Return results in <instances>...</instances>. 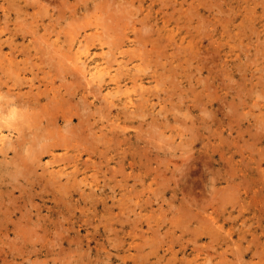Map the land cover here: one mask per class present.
I'll return each instance as SVG.
<instances>
[{
  "label": "rangeland",
  "instance_id": "374dc122",
  "mask_svg": "<svg viewBox=\"0 0 264 264\" xmlns=\"http://www.w3.org/2000/svg\"><path fill=\"white\" fill-rule=\"evenodd\" d=\"M1 1H4V0H0V2ZM25 1L29 2L31 0H29V1L28 0H15L14 1V4L15 5L17 4L18 6L16 5L17 6L16 7L15 5H13V7L15 9L13 10V13L11 16L12 21H10L9 26H5V24H4L6 22L5 18H4L5 14L0 9V12H1L0 17H2L0 19V22H1L0 23V25H1L0 30L1 29L6 30L2 34L3 39H5L9 36L10 30L12 28H17V31H18V35L16 34L14 36L15 43L13 42L14 45L17 46L18 48L17 47H11L9 45L10 42H8V43H5L6 44L5 45V51H12V49L14 48L13 50L14 51L16 50L15 52H17L19 54V58H18L19 60H25L27 57L29 59V56H31V58L29 59V62H28L29 64L38 60L39 62H41L42 66L45 67V70H49V69H50V71L52 70L51 74H52V76L53 75H55V76L48 77L46 80H52V78H55L54 85L52 84V86H54L53 89L57 93H60L59 90L62 89L64 91V94H66L67 92L65 93V91H66L67 87H64V86H65V84H66V86H71L72 85L71 80L74 79V76H75V79H77L79 77V75H80L79 79L80 78L82 79V77H83V73L75 65L76 64L75 62L78 59L77 54H76L77 51H80L81 55L83 56V59H86L87 57H89L90 54H92V56H90V58H88V61H90L93 57H95L97 59L96 63H99L102 61L105 62V61H107V59L111 58L110 56L106 57L107 55H105V54H107V50L108 51H110V50L115 51L116 52L115 55L117 57H119L121 60H124L125 62L127 60L129 61V59H130L129 62L127 61L128 66L124 67V71L122 74L123 76L121 75V77H120V80H121L120 83L122 84L123 87H125V86L131 87V93L132 94H137L140 92V91H134V88H136V87L139 88V86L133 87L134 80H135L134 77L137 76V74H136L137 71L133 67H136V65H138V63L145 64L146 62L151 60L150 63L152 64L153 67L150 68V71H148L147 73L146 72H140V74H142L143 77H146L145 83L147 86H152V85L155 86L158 84L156 81L153 80L152 74H153V72H155L153 69H158L159 72H163L164 68H162V67H163V65H165V62L170 63V64H171V62H173L174 67H176V64L179 65V63L180 64L183 63V65L179 66V67H182L179 72H178V70L177 71L175 70L176 71L175 74H174V69H173L174 77H172L171 75H169V76H171V77H169L168 74H166V73L164 75H162V76H165L166 78L163 77V79H162V80H164L163 81L164 85L162 86L161 90L155 89V90L149 92L148 97H150L151 100L146 105L147 115H143V116L138 115L137 116L135 114H130L131 115L130 116L127 114L128 108L126 107L127 105H125V104L120 103V105H123V106H117L118 108L115 107V109H118V112H122V116H124V120L126 119V121H127L126 124L128 125V127H127L128 130L126 129V132H127L126 135L124 134V132H121L124 129L122 130L121 127L116 126L118 124V122H120V121L115 122V120H114L115 117L113 114H116L118 112L115 111V113H114V111H113V112L107 113V110H105L107 108V107L105 108V103L107 104L106 101H108V100L105 97L106 101H104L103 97L106 96V93H108V91L112 90L115 87V83L113 81H109L108 87L106 85L103 87H102V85H101V87L99 86V91L101 90L100 94H99V91L98 92L94 91V90L98 89V88H96L97 85L94 86L96 89H93V88L90 89L91 87H93V85H89L88 79L83 78V79H85V80L82 79L83 83L81 81H79L80 83H76L77 86H79V87H77L76 84L75 85L73 84L74 86L72 85V88L68 87V88H70V92L72 94L75 92L76 93L73 95L71 94L72 96H68L70 98L68 100L65 99L66 98L65 97L64 98L65 100L63 101L65 105H63L62 107H59L60 109L56 108L58 101H56L55 99H53L54 100L53 101L50 98L51 97L50 94L44 95L43 102H47V100L50 99V100H48V102H50L51 105L49 104V106H48L49 109L47 110L49 112V114H50V112H54V111L56 114H63V113L70 114V112L72 111L74 113L73 117L75 119L72 122L71 127L75 128V131H78L77 129H79V127H81V128L82 127L83 128L88 127L87 129H85V128L84 129L88 130V132L90 133L89 136L87 135L88 137L82 136L80 138V141H83V142L85 141L84 143L86 145L87 144L86 141L90 140L91 135H92L93 137L91 139H93V141L97 144V146H99V147H97L96 152L88 151L89 153L93 154V159L96 160L97 163H94V165L91 167V169H88L89 173L80 172L79 178L80 177L82 178L85 175H88L90 178L93 177V175H95V176L98 175L102 180L104 178H106V180H108V183L105 185L106 190H105L104 194H101L99 196L94 195V194L90 195L89 194L91 192L89 190L90 185L85 184V182H81V184H82L81 187L79 186V184H76L79 187L76 185L73 187V194L72 195H70V193H63L65 191L59 192V191H57L56 187H52V186H50V187L53 190L52 189L48 190L50 187H47V188L44 187L43 181L45 182V181L49 180V178L51 176H50L48 170H45V168H44V170H42V167H43L42 163H45V161L47 160L48 157H46L42 161V163H39L37 166H34V164H33L34 162L32 161L31 158L30 159L27 158V156L29 155V151L31 152V149H30L28 143L30 141L29 144H31V145L33 144L32 142H33V140H35L34 139L35 134H33L32 137L30 136V135H32L33 131L30 132V130H29V129L32 130L31 126H30L31 128L28 129L29 120L26 123L24 122L25 124H23V123L20 124L19 127H21V131L15 128L12 134L15 136L14 137L15 140H17L18 139L17 137L19 135V131H20V134H21V132H23L24 134L23 135L21 134L19 136L21 137V139H20L21 142H22V140L24 142L18 143L17 145H15L16 147L19 146L18 148H16L14 146L11 149H9V151L0 150V210H1L0 211V218H1L0 223L2 224V225L0 224V264H56V263L57 264H65L67 261H70V264H72V262H73V264H77L78 262H79V264H82V263L83 264H97V263L98 264H101V263L102 264H110V263L111 264H136V262H140L138 264H215V263L217 264V261L220 264H222V263L223 264H264V205H263L264 204V201H263V199H264V181H263L264 180V154H263L264 153V129H263L264 128V122L262 123V121H264V112H262V111H264V100H263V98H264L263 97L264 96V81H263L264 80V43H262V42H264V0H186V1H184V0H163L164 3L162 0L161 1L160 0H156V1H154V0H143V1L142 0H134V1L128 0V4H127V0H126V3L123 1H122L123 3H120V2H115L117 0H110V5L112 4V2L114 4H117V5L119 4V7H117V5H115V8L117 7L116 10H118L116 12V16L114 15L113 9L111 8V6L114 8V4H112L111 6L109 4L107 5V3L109 2L108 0L105 1L106 5L108 7L102 6L104 0H101L102 2L100 1V5H98L99 0H96V1L95 0H87L88 2H86V1L84 2V0H68V1L66 0L67 2H65V0H36V2H35L34 0H32L31 2H29L30 5H28V3ZM37 1L39 4H37ZM201 1H204V3ZM69 2H71V3L69 4ZM92 2H95V3L92 4ZM96 2H98V3H96ZM138 3H139V6L137 7L136 5H138ZM41 4H43L42 6L45 9L42 8ZM46 4H47V6L48 5L49 6L47 7ZM92 5L94 6V8ZM97 5L101 6V7L99 8ZM103 5H105V4H103ZM133 5H134V7H133ZM11 6L9 4V7H11ZM21 6H23V8H21ZM61 6L64 7L63 8L64 12L63 11H60V12L62 14L63 13H65V14L56 15L57 12L60 14V12L58 10H59V8H60V10L62 9ZM129 6H130V8H129ZM135 6H136V8L139 9V7H140L141 9L135 10ZM65 7H67V9ZM123 7L127 8V13L125 10L126 8H124L125 13H123ZM97 8H99V10ZM105 8H106V10H103ZM181 8H182V11H181ZM20 9H22V10L20 11ZM46 9L48 11H46ZM72 9H73V12L71 11ZM187 9L190 13L187 11ZM89 10L93 13H91ZM108 10H111V14L113 13L112 15H114L115 18L117 17V21L119 20V21H121V23L124 22L125 24L122 23L124 25L121 26V23L120 22L118 23L116 20H114L115 18H112L113 16L111 14L110 15L112 17L108 16L109 17L108 18L106 16V18H105L106 13L109 15L110 11L108 12ZM116 10H114V11H116ZM41 11H43V13L47 12L48 14H46V13L43 14V13H41ZM138 11H140V12H138ZM159 11H160V15H158ZM166 11H169V12H166ZM119 12H122L121 13L122 15H120ZM136 12H137V14H136ZM90 13H91V15H90ZM97 13L101 16L103 14V16H104L103 19H106V20H109V19L111 20V18H112L113 19L112 22L110 20H109L110 22L104 20V23H103L101 21V20H103L101 17H99V20H98V17H97L98 14ZM149 13H150V15H148ZM172 13L174 14V16L173 17L171 16V18H172L171 21L173 22V23H171V26L178 27L177 23L175 22L176 21L175 18H178V17L183 18V19L180 18L181 21H184V19H189L190 23L192 24L189 27L191 31H190L188 37H189V39L193 38L192 39L193 40L192 45H194V47L190 48V50H192V51L189 50V51H182V52L185 55L189 54L190 57L192 55H195L196 57L193 60H191V62L193 61V63H191V62L188 63V60L185 62H184V60L183 61L181 60L182 62L181 61L180 62H174L175 58L172 57V51L175 50L174 49L175 44L169 45V44L165 43V45H164V42H161V43H163L161 48L163 49L164 47L167 46L166 48H164L163 50L160 48L159 52H155L156 54L153 52L152 56H145V55H148L149 51H151L150 50L151 45L146 46V42H147L148 38L154 39L155 33L152 31L153 30L155 31L157 28H159V24H157L156 22L159 21L160 23H162L159 16H162V15L163 16L164 15L169 16ZM200 13H201V15H200ZM34 14H35V16H34ZM84 14L85 15L88 14L89 16L88 15L85 16ZM130 14H132L133 16ZM190 14H193V15L190 16ZM249 15H252V16L254 15L255 19L251 21L249 19ZM39 16H41V17H39ZM119 16H123V19H121V17H119ZM130 16H131V18H130ZM229 16H231V17L229 18ZM50 17H52V18L50 19ZM61 17H63V18H61ZM72 17H73V19H72ZM198 17L200 19V23H199ZM202 17L204 20L202 19ZM69 18H70V20H69ZM81 18H83V20ZM129 18L130 19L133 18V19L129 20ZM74 19L76 22L80 21V24L82 23V21H83L82 24H84L86 22L84 24L86 26V28L84 25H83L84 27L81 26L82 24L79 25V23H75L76 25L79 26L77 28V26L74 24ZM40 20H41V22H40ZM57 20H59V21H57ZM89 20L91 21V23ZM35 21L37 23L39 22V24H37ZM66 21L71 22V24L69 26H71V28L73 26V29H71L69 26L66 25L68 23V22L66 23ZM99 21H101V22H99ZM113 21H116L115 24H117V23L118 24L115 25ZM105 22H107V23L105 24ZM108 22L111 24L110 26H113V28L112 27L109 28L110 26H109ZM145 22H147L148 24ZM149 22L150 23L152 22V23L150 24ZM89 23L92 25H90ZM98 23H99V25H98ZM52 24L53 25L55 24V25L53 26ZM226 24L228 26H226ZM60 25H61V27H60ZM64 25H66V26H64ZM103 25H105V27ZM238 25H240V28L237 30V27H239ZM249 25H251V26H249ZM52 26L54 28H52ZM74 26H76V27H74ZM119 26H121L120 27L121 30H120V32L119 31L117 32V30H119V28H118ZM139 26H141V29H139ZM2 27H4V28H2ZM80 27H82L81 30H80ZM147 27L152 28V29L146 30ZM68 28H70L71 30H68ZM74 28L76 29V32H78L77 35L75 33ZM108 28L110 31H108ZM136 28L139 29L140 31L142 30V28L144 30H143V32H139V34H138V33H136V31L138 32L139 30H137ZM168 28H169V26H168ZM201 28H203V29L201 30ZM47 29H48V31H47ZM135 29H136V31L134 32ZM196 29H198V30H196ZM32 30H33V32H32ZM36 30H38V31H36ZM73 30H74V32H73ZM104 30H105V32H103ZM112 30L114 31V33L112 35L113 38H111L110 36H108V38H105L108 41L109 40L110 41L108 43H104L103 45H101L100 40H98V39L95 41L92 40L91 42H89V43H91L89 49L88 48L86 49V46L83 45L82 43H78V37H81L82 39H84L85 33L86 34H92L94 32H103V34L106 37V32L108 31V32L112 33ZM145 31H150V32L148 34V32H145ZM224 31L226 33H224ZM66 32H69V33H66ZM238 32H239V35H237ZM6 33H8V34H6ZM40 33H42V34H40ZM57 33H59V34H57ZM70 33H72V34H70ZM117 33H119V34L121 33V34L117 35ZM122 33H124L123 34L124 36L122 35ZM142 33L145 34L146 36L144 37V35H142ZM228 33L231 34L229 36V38L226 36ZM34 34H35V36H34ZM193 34H194V37H193ZM38 35L40 37L37 39L38 40L37 42L43 41L42 43L44 44V45H42V43L40 42L41 44L39 43V47L37 46L38 43L36 44V42H35L36 37H38ZM71 35H72V38L69 37ZM121 35L123 37V39L121 38L123 40L122 42L119 41V38L121 37ZM125 36H126V38H125ZM114 37H115V39H114ZM133 38H135V39H133ZM142 38L146 42L143 41ZM233 38H235V39H233ZM47 39L49 41H47ZM51 39H52V41H50ZM57 39L59 40V42L57 41ZM63 39H66L67 42H64ZM113 39L115 42L111 41ZM210 39L212 41L213 40L214 41L212 42ZM262 39H263V41H262ZM50 42H52V44ZM57 42H58V44L55 45V43H57ZM110 42L111 43L114 42V43L110 44ZM236 42H237V44H236ZM259 42L262 44H260ZM28 44H30V45H28ZM59 44H61V45H59ZM80 44L83 45V47L78 48ZM21 45H23V46H21ZM32 45H33V47H32ZM116 45H119V47H117ZM163 45H164V47H163ZM56 46H63L62 49L59 50L62 52V54H61V52L53 51V50H55ZM70 46H71V48H70ZM109 47H111V48H109ZM146 47H147V49H146ZM209 47H210V50H209ZM64 48L66 49V52H64ZM130 48L132 51H134V53L130 50ZM40 49H44V53H43V50L40 51ZM47 49H48V51H46ZM69 49H71V51L75 53V56H74V53H72L71 51H69V52H71L72 54L67 51ZM86 50H88V51H86ZM240 50L242 53L240 52ZM256 51H258V52H256ZM26 52H27V54H24ZM47 52H49V54ZM86 52H88V53H86ZM174 52H176V51H174ZM215 52H217V53H215ZM56 53L57 54L59 53V54L54 55ZM64 53H65V55H64ZM158 53H161V55ZM197 53H199V54H197ZM245 53L248 56L245 55ZM43 54L45 57L43 56ZM46 54H48V55H46ZM135 54H136V56L134 57ZM167 54H169V55L167 56ZM184 54H182V55H184ZM53 55H54V57H53L54 59L52 58ZM62 55H64V56H62ZM141 55L143 56V58H141ZM46 56L47 57L49 56L48 58L53 59V61L51 59L48 60V58H46ZM217 56H219V57H217ZM104 57H106V58H104ZM151 57H153V59ZM154 57L156 59L158 58L157 59L158 61L154 60ZM249 57H251L252 59ZM254 57L256 60L253 59ZM0 58L2 59V60L0 59L1 60L0 61V78H1V80H0V83H1L0 84V97H1V99L5 100L8 97L7 92H9V90H10V87H9L10 85H13V91L15 90L18 92V91H22V90L23 91L29 90L30 85L27 82V79L24 80V78H25L24 75H23V77H24L23 81L22 80L19 81V77L17 75L15 77V73H13V75H12V73L9 74V72H12V70L10 71L8 68H6V65L3 66L4 71H2L3 70V68H1L2 64L3 63L7 64V61L4 60L2 57H0ZM44 58L47 59L49 62L51 60L53 63L52 64L48 63V61L45 60ZM61 58H63V59L61 60ZM56 60H57V63H56ZM64 60L66 62L69 60V62L66 63V62H64ZM73 60H74V62H72ZM78 60L79 61H77V62L82 61V59H78ZM114 60H115V58L111 60L112 61L111 63H113ZM120 61L115 60L112 68L116 69L119 66L118 63ZM55 63L58 64V66H56V65L54 66L53 64H55ZM161 63H163V65L160 66L159 64H161ZM184 63H185V65H184ZM130 64H131V66H130ZM60 65H63V67H61ZM69 65H71L75 71H72L73 69L68 70ZM49 66H50V68H49ZM93 66H94V64H93ZM93 66L91 64L90 67H93ZM191 67H192V69H191ZM198 67H199V69H198ZM201 67L203 69H201ZM76 68H77V70H76ZM125 68H127V69H125ZM131 68H133V69L131 70ZM7 70H9V71L7 72ZM196 70H198V71H196ZM56 71H58L59 73H57ZM115 72H117V71H115ZM149 72H151V73H149ZM186 72H187V74H186ZM189 72H192L193 74L192 73L190 74ZM60 73H61V75H60ZM77 73H80V74H77ZM188 73H189V75H188ZM73 74H75V75H73ZM76 74L78 76L77 78H76ZM45 75L48 76L50 74L49 73L47 74L46 72L44 73L42 71L40 72V77H43ZM197 75H199V76H197ZM189 76H191V77H189ZM200 76L204 78V79L201 78L202 82L199 81V80H201L199 78ZM262 76H263V78H262ZM137 77L139 78V76H137ZM7 78H9V79H7ZM168 78H171V79L175 78L177 81L176 82L177 84L174 83L175 80L173 81V79L171 81H167V80H169ZM190 78H191V80H190ZM5 79H7L6 80L7 83L5 82L3 84V81H5ZM122 79H126V80H122ZM205 79H206V81H205ZM14 80H15L16 84H15ZM64 81L66 83H63ZM86 81H87V83H86ZM262 81H263V83L260 84V82H262ZM123 82H124V84H123ZM139 82H141V80ZM241 82H242L243 86H241L242 85V84H240ZM62 83L64 85H62ZM69 83H70V85H68ZM208 83H210V84H208ZM228 83H230L231 85H233L235 87L231 86L232 88H230ZM85 84H87V85H85ZM172 84L175 86L181 85L182 88L180 86L179 87L177 86L178 87L177 88L175 86H172ZM58 85H59V88L57 87ZM189 85H193L192 89H194V91L191 90V87ZM209 85H210V87H208ZM49 86H51V84ZM239 86H241V87H239ZM250 86H252V89H250ZM164 87H166L167 92H166V89ZM171 87H172V89H171ZM227 87L229 90H227ZM255 87H258V88L256 89ZM163 88L165 89V91H163L164 90ZM175 88H177L179 90V93H180V94L178 93L179 95L177 93H174V91L175 92L178 91ZM180 88L183 91L180 90ZM209 88H211V89H209ZM237 89H238V91L239 90H241V91L237 92ZM36 90H38V89H36ZM36 90H34V91L36 92ZM172 90H174V91H172ZM252 90H253V92H252ZM90 91H92L94 93L97 92L98 95L96 93L92 94V92H90ZM254 91L257 92V94L260 93V95L259 94L257 95L256 93H254ZM2 92L6 93V94H3ZM215 92H217L216 95H214ZM154 93H156V95H154ZM157 93H159L161 95V98H160V95ZM195 93L196 94L198 93L199 95L198 94L196 95ZM225 93H228V94H225ZM237 93L240 94L243 99L240 98L239 97L240 95L238 96ZM261 93L263 94V96H261L262 95ZM2 94H3V96L4 95L5 96L2 97ZM200 94H201V97H200ZM209 94H210V96H209ZM211 95H214L215 97L211 96ZM168 96H170V97H168ZM177 96H178V99H177ZM232 96H233V98H232ZM259 96L262 98L258 99ZM81 97H82V99H80ZM163 97H166V98L164 99ZM210 97L211 98L214 97V99H211ZM222 97H224V98H222ZM83 98H85L86 101ZM181 98H183V99H181ZM194 98H196V99L194 100ZM200 99L203 102H200L199 101ZM255 99H257V100H255ZM73 101L76 103L78 102L77 105H76V103L74 104ZM89 101H90L89 105H88V103H85V102H89ZM100 101L102 103L101 106L99 105ZM173 101L175 103L176 102H179V103L183 102V103H182V105L181 104L179 105L178 103H176V105H177L176 106L173 103ZM54 102L56 103V105ZM238 102L241 103L240 106H239L240 103H238ZM252 102L254 103V105ZM82 103L83 104L85 103L86 105L84 106ZM73 104L76 105V107H74V106H73V108L70 107ZM66 105L71 110H69V108ZM82 105L84 107H86L85 108L86 110L81 109V107L84 108ZM50 106H53L54 108L53 107L51 108ZM77 106H78V108L79 107L80 108L77 109ZM186 106H188V108ZM103 107H104V109H103ZM75 108H76V112H75ZM88 108H89V110H88ZM98 109H100V110H98ZM124 109H126V112L124 111ZM171 109L172 110L174 109V110L172 111ZM187 109L189 110L188 112H187ZM78 110L80 111V113ZM81 111H83V112L85 111V113L87 111H89V113H87V114H89V115H87L89 117H87V119H86V117L84 118V115H86V114H83V112H81ZM174 111H175V114L173 113ZM258 111H260V112H258ZM92 112H94V114ZM156 112H158V113H156ZM206 112H208V113H206ZM246 112H248V114ZM77 113L79 116L76 115ZM125 113H126V115H125ZM148 113H149V115H148ZM210 113H211V115H210ZM237 113L240 114L239 115L240 119L238 118L239 116H237L238 115ZM243 113H246V115H243ZM101 114L103 115V118H102ZM177 114H178V116H177ZM235 114H236L237 118H236ZM174 115H175V117H174ZM212 115H213V117H212ZM254 115H256V117H254ZM49 116H51V115H49ZM164 116H165V118H164ZM107 117H109V118H107ZM141 117H144V119ZM179 117H180V119H179ZM82 118L84 119L83 122H82V120H83ZM153 118L155 119L156 123H154ZM232 118H234L235 120H233ZM254 118H256V119H254ZM174 119H176V121ZM206 119H207V121H206ZM261 119H263V120H261ZM92 120H94V121H92ZM107 120H109V121H107ZM177 120H180V121H177ZM260 120H261V122H260ZM147 121H150L152 123V125L150 124V122L147 123ZM193 121H194L195 125H193V123H191ZM226 121H228L230 123L228 124V123H226ZM237 121H239V122H237ZM257 121H259V123H257ZM79 122H80V124H79ZM247 122H248V124H247ZM139 123H141V124H139ZM166 123H167V125H166ZM182 123H185V124L182 125ZM82 124H83V126H82ZM89 124H90V126H89ZM138 124L141 127L138 130H135L136 128H138V126H139ZM148 124H150V126L155 125V126H153L155 128V130L153 131V129H151L152 127L149 128ZM258 124H259V126H258ZM24 125L25 126L27 125L28 127L26 126L27 128L25 129V127H23ZM59 125L65 129L64 126L66 125V122H60ZM86 125H87V127H86ZM228 125L230 126V129H229ZM115 127L117 129H115ZM188 127L190 129H187ZM231 127H233V128H231ZM100 129H101V131H100ZM109 129L112 131H110ZM147 129L148 130L151 129L149 131H152V133L147 132ZM102 130H104V131H102ZM196 130H197V132H196ZM118 131H119V133H122L121 137L119 139L120 141H118L117 137H114V135H112V132L117 133ZM7 132L9 133V131H7ZM103 132H108L109 136L112 137L114 142L112 141V139H111L112 142H110V143H108V142H106V140H104V145H103V142H102L103 139H102V141L98 139V136ZM136 132H138V133L140 132L139 133L140 136ZM243 132H244V134H243ZM251 132H252V135H251ZM28 133H30V135ZM119 133H117V134H119ZM154 133L158 137L149 135V134L155 135ZM162 133H164L166 136L163 135L164 136L163 137ZM179 133H180V136H179ZM134 134L138 135L139 137L134 135ZM143 134L145 135V137H144L145 140L142 139V137L144 136ZM182 134H183V136H182ZM186 135L188 136V139H187ZM27 136H30V137L27 138ZM95 136H96V138H95ZM167 136H169V139ZM225 136H227V137H225ZM124 137H125V139H124ZM126 137H128V138L126 139ZM85 138H88V139H85ZM153 138H155V139H153ZM163 138H165V140H163ZM225 138H226V140H225ZM30 139H32V141ZM94 139H97V140H94ZM146 139H148L149 141ZM255 140H256V142H254ZM121 141L123 142V144H121ZM98 142H100V143H98ZM151 142H152V144H150ZM167 142H169V143H167ZM178 142L180 145L178 144ZM154 143L155 144L157 143V145L159 144L158 147H157V145L155 147ZM22 144H24V146H22ZM184 144H186V145L184 146ZM129 145H130V147H129ZM192 145H194L195 147L191 148ZM187 146H189V147H187ZM144 147H145V150L143 149ZM173 147H174V149H173ZM178 147H179V149H178ZM14 148L16 150H15V154L13 155ZM163 148H165L166 150L168 149V151H165V149L163 150ZM23 149L25 151H23ZM27 149H30V150H27ZM175 149H176V151H175ZM213 149H218V151H217L218 155L220 153L219 151L225 152V155L223 156V158L221 160L215 159L212 157ZM18 150H20L19 154H18ZM26 150H27V152H26ZM169 150H170V152H169ZM34 151H36V150H34ZM133 151H135V152H133ZM258 151H261V152H259L260 155L258 154ZM179 152L182 156L179 155ZM184 153L186 156L188 155V157H186V160H185V156H183ZM190 153H191V155H190ZM84 154L88 155L87 151L84 152ZM241 154H242V156H241ZM189 155H190V157L192 156L191 159L193 158L192 160L189 159L190 161L187 160L189 158ZM199 155H201V156H199ZM21 156H23V158H21ZM202 156H208V157L206 158V157H202ZM11 157L14 158L13 160L15 161V163L11 159ZM148 157H150L152 160ZM161 157H162V159H161ZM201 157H202V159H201ZM145 158L147 160H145ZM165 158L167 159L166 161L163 160ZM224 158H226V159H224ZM26 159L30 163V164H28V166L31 169L28 167V169L30 171L27 170L25 172L22 169H25L24 167H25L26 163L24 164V161ZM107 159H108V161H107ZM120 159H121V161L119 162ZM3 160H4V162H3ZM10 160L13 163L12 165L10 164L11 163ZM133 160L141 161L142 163L137 164V162H136V165L138 167L136 169H133L130 166V162ZM184 160L187 161L186 165H185ZM19 161H20V163H19ZM106 161H107V163H106ZM159 161H163L161 163L166 162V164H161V163H159ZM223 161H225L224 162L225 164H223ZM244 161L245 162L247 161V163H244ZM189 162H190V164L192 162V166L189 164ZM193 162H194V164H193ZM258 162H259V164H261L260 166H259ZM100 163H101V165H100ZM144 163L146 166L144 165ZM187 163H188L189 167L187 166ZM226 163L229 166H226ZM15 164H16V166H15ZM19 164L21 165V167L18 166ZM95 164L97 165V168L94 167V166H96ZM159 164H160L162 172L157 175V170H155L154 167H156V166L159 167ZM180 166L182 169L179 168ZM185 166H187V167H185ZM225 166L228 167V170ZM14 167L16 169H14ZM116 168H117V170H116ZM167 168L169 170H167ZM242 168L246 169L248 171L247 172L248 174H249V172H251L250 175L249 176L244 175L245 173L243 171H241ZM18 169L21 172L24 171L25 174H23L24 172H22V174H21V172ZM110 169H111V171H109ZM183 169H184V171H183ZM232 169H234V170L236 169V172ZM34 171H37L39 174H37V172H35V174H34ZM95 171L97 172L96 174H94ZM180 171H181V173H179ZM16 172H17V174L19 173L21 175L17 176ZM165 172H166V174H164ZM238 172H239V174H238ZM40 173L43 175V177L40 175ZM182 173L184 174V176ZM214 173H216L215 174L216 176L214 175ZM252 173H254V174H252ZM239 175H241V176H239ZM134 176H136V177H134ZM139 176H140V178H139ZM152 176L153 177L158 176V181H160L159 182L160 185L158 183V184H154V185L150 186V184L155 181ZM161 176H163L164 178ZM225 176L229 177L230 181H226ZM112 177H114V178H112ZM168 177H169V180H168ZM213 177L215 179H212ZM13 178L15 181L13 180ZM38 178H41V179L39 180ZM239 178H240V180H239ZM244 179H245V181L247 180L246 183L244 182ZM26 180H28V182L31 180L32 181L28 183ZM164 180H166V182H164ZM8 181H10V182H8ZM19 181L21 183H19ZM143 181H144V183H143ZM161 181H162V183L164 182L163 184L165 186L162 185ZM241 181H243L244 183ZM33 182H35V183H33ZM116 182L124 184V186L120 189L118 187V185H116ZM42 183H43V185H41ZM102 184H104V181ZM228 185H232L233 189L235 188V191L232 188H230ZM245 185H246V187H245ZM114 186H115V188H114ZM212 186H213V188H211ZM223 186H224V188H222ZM226 186H228L229 189ZM158 187H159V189H157ZM62 188H63L62 190H65L64 187H62ZM236 188H238V191ZM39 189H42L43 191L40 192L41 190H39ZM84 189H86V190H84ZM134 189H135V192L139 193V195L136 193L134 194ZM211 189H214V190L210 191ZM128 190H130V191H128ZM140 190H142V191H140ZM154 190H155V192H154ZM156 190H158L157 193H156ZM227 190H228V192H227ZM230 190H233V192H230ZM260 190L262 193L260 192ZM79 191H80V193H79ZM28 193H30V195ZM122 193H124L125 195H123ZM140 193H141V195H140ZM158 193L160 196L158 195ZM190 193H191V195H189ZM229 193L230 194L232 193L233 196H235L234 197L235 199L233 198V196H230ZM114 194L116 195V197ZM210 195H212V196L209 198ZM252 195L254 196V198L252 197ZM161 196H163L164 198ZM223 196H225V197H223ZM229 196L231 198H229ZM121 197H123V201H122V204L119 205L118 198H121ZM192 198H194V200L197 201L198 204L195 201H193ZM223 198H225V200ZM258 198H259V200H258ZM148 200H150L149 203L147 202ZM114 201L116 203H114ZM208 201H210L209 203H211V204H209ZM69 202L72 204H70ZM170 202H172V203H170ZM16 203H18V204H16ZM58 203H60V204H58ZM84 203H85V205H84ZM128 203H130V204H128ZM136 203H138L139 205L137 204V206H136L135 205ZM170 204H171V206H169ZM221 204L223 205V207ZM73 205H74V208L77 210H75L73 208ZM123 205H126L124 207L125 211L123 210L121 212V213L124 212V214L122 215L120 213V216H119V215H117V213L120 211V207H123ZM219 205H220V207H219ZM129 206H131V208ZM215 206L219 208L218 212H215V214H217L218 218H221L219 224H222L224 226L223 228L217 229L215 227L213 229L212 225H210V223H206V221L204 220V218L207 216V214L214 210ZM240 206H241V208H240ZM127 207L129 208L128 210H127ZM182 207H185L186 209L182 208ZM133 208H135V209L133 210ZM188 208H190V209H188ZM221 208H223V209H221ZM174 209H176V211H173ZM182 210L184 212L183 214H181ZM188 210H190L191 214L193 212H194V214L191 215V214H189L190 212L187 214ZM80 211H81V214H80ZM129 211H131V212H129ZM196 211H197V213H196ZM239 211H241L240 212L241 214L239 213ZM172 212H174V214L176 213V216H174V214ZM22 213H24V215H22ZM9 214L11 216H9ZM171 214H172V216H171ZM196 214H197V216H196ZM64 215H66L67 217ZM126 215H128L130 218ZM152 215H153V217H152ZM18 216H21L23 218L21 219V217H20V220L18 221ZM102 216H103V218H102ZM123 217L126 218L125 219L126 221H124V222H123V220H124ZM166 217H168V218H166ZM175 217H177L178 219L177 218L175 219ZM197 217H199L200 220ZM86 218L89 220H86ZM137 218H138V222L136 220ZM147 218L150 220L147 221L148 220ZM170 218H171V220H170ZM185 218L187 220H185ZM195 218H197V219H195ZM179 219L181 221H183V223ZM30 220L31 221L33 220V221L31 222ZM112 220H113V222H111ZM121 220H122V223H121ZM133 220L136 221L137 225H136V223L133 224L134 223ZM171 221H172V223L173 222L174 223L170 225ZM176 221L177 222L180 221V222H178L179 224L181 223L180 226H178V223ZM187 221H188V224L186 223ZM175 222H176V225L178 227L181 228L183 226L182 229H184V228L185 229L181 230L179 228H176ZM184 223H186V225L188 227L185 226ZM38 224H40V225H38ZM160 224H162V225H160ZM205 224L207 226H205ZM157 225H160V228ZM33 226H34V229H33ZM149 226H150V228H149ZM29 227H31V228L29 229ZM75 227L78 228L79 230L75 229ZM134 227H136V228H134ZM152 227H153V231H152ZM157 227L159 228V231L161 234L159 233V237L156 238L155 235H158L156 232L158 230ZM166 227H167V229H166ZM191 227H193L195 229V231H197V233L194 232V229L192 230L193 232L188 231L189 229L190 230L192 229ZM202 227H203V229H202ZM70 228L71 229L73 228V229L71 230ZM154 228H156V230ZM187 228H189V229H187ZM108 229H109V231H108ZM111 229H113V230L115 229V232L111 231ZM52 230H54V231H52ZM56 230L58 232H56ZM66 230H68V231H66ZM24 231H27L29 234L27 232H24ZM44 231H46V232H44ZM183 231H184V233H183ZM37 232L39 234H37ZM52 232H54V233H52ZM59 232H61L62 234L65 232V234L60 235L61 233H59ZM40 233H42V235H41L42 239L41 240H39L41 237L38 236V235H40ZM231 233H232V235H231ZM54 234H56V235H54ZM172 234L175 236H173ZM177 234H179L181 237H178L179 235L177 236ZM72 235L75 237H73ZM94 235L97 236V239L93 238ZM114 235H115V237H114ZM160 235H162V236H160ZM212 235L213 236L215 235L216 237L214 236L215 238H213ZM34 236H35V238H34ZM56 236H59V238L57 237V239H56L55 238ZM86 236L88 238L89 237L92 238V240H93L91 242L92 243L91 248H89V243L86 240L87 239ZM51 238L52 239L54 238L53 239L54 241L53 240L51 241L50 240ZM69 238H70V240H68ZM154 238H156V240ZM160 238H163L162 239L163 241L160 240L161 243L158 241V239H160ZM173 238H174V240H173ZM208 238L209 239L211 238V240H209ZM71 239H72V242H71ZM118 239H119V244H117ZM153 239L155 240L154 242L157 241L156 243L153 244L154 248H152ZM170 239L172 240V242H170ZM188 239H189V241H188ZM31 240L33 243L36 240L35 244L31 243L30 242ZM114 240H116L117 242H115ZM122 240H123V242H122ZM133 240L135 241L134 246L131 249H129V247H130L129 243L132 242ZM58 241L61 243L60 244L54 243V242L58 243ZM73 241H75V242H73ZM76 241H77V243H76ZM239 241H240V243H239ZM47 242H49V243H47ZM149 242L151 244L145 245V246L142 245L145 243L148 244ZM196 242H197V244H196ZM250 242L251 243L254 242V243L251 244ZM110 243H112V245ZM123 243L127 244V246H126L125 250L120 252V254L128 257V259L131 260L132 262L124 263V261L119 256V248H122L121 244H123ZM140 243H141V245H140ZM53 244H55V245H53ZM138 244L140 246L137 249L136 246ZM155 244H156V247H155ZM157 244H159V245H157ZM242 244L244 245L243 247H242ZM208 245H210V246L208 247ZM59 246L61 249L64 250L63 252L61 249H59ZM93 246H94V248H93ZM157 246H158V248H157ZM240 246H241V248H240ZM81 247H83V248H81ZM95 247L97 248V250ZM134 247H136V248H134ZM140 247L141 248L144 247V248L141 249ZM86 248L90 250V252H89V250H87L88 253H90L89 257L87 256L88 254L86 253L87 252ZM238 248H239V251H237ZM74 249H75V251H73ZM148 249H150L152 252L149 251ZM155 249H157L158 251L157 250L155 251ZM233 249H234V251H232ZM256 249H257V251H256ZM12 250H14L15 252H13ZM59 250H61V251H59ZM76 250H78V251L80 250L78 252V254L75 253V252H77ZM81 250L84 254L81 253ZM95 250H96V252H95ZM138 250L141 253L140 255H138L139 254ZM51 251H53V252H51ZM66 251H68V252H66ZM217 251L219 252V254L217 253ZM253 251L255 253L258 252V254L253 253ZM64 252H66V253H64ZM69 252L72 254L71 256H70ZM142 252L148 253V254H146V257H144L145 254L143 256H141ZM149 252H151L152 254H150ZM222 252L224 254H222ZM67 253L69 255H67ZM57 254H59V255L57 256ZM62 254L65 255L64 260H63V257L60 256ZM92 254H93V256H92ZM55 255L58 257V259H57V257H55ZM77 255H79V256H77ZM109 255L111 258H107V257H109ZM73 256L74 257L77 256V257L74 258ZM221 256H223V257L221 258ZM54 258H55V260H54ZM61 258H62V260H59ZM92 258H94L95 260ZM144 258H146V260ZM223 258L226 262L223 260ZM168 259H170V260H168ZM184 259H186V260H184ZM52 260H54V261H52ZM56 260H57V262H56ZM83 261H86V263ZM143 261H144V263H143Z\"/></svg>",
  "mask_w": 264,
  "mask_h": 264
},
{
  "label": "bare ground",
  "instance_id": "6f19581e",
  "mask_svg": "<svg viewBox=\"0 0 264 264\" xmlns=\"http://www.w3.org/2000/svg\"><path fill=\"white\" fill-rule=\"evenodd\" d=\"M13 1V2H12ZM14 1L15 0H4V1H1L0 2V9L2 10V12L5 14L4 15V18H5V26H9V24H10V21H12V18H11V16H12V13H13V10L15 9L14 7H13V5H15L14 4ZM29 1V0H28ZM32 1V0H31ZM31 1H29V2H31ZM35 2H36V0H34ZM68 1V0H67ZM66 0H65V2H67ZM88 2L87 0H84V2ZM96 1V0H95ZM100 1L101 0H99V3L98 2H96V3H98V5H100ZM106 0H104L103 1V4H105V5H103L102 3V6H104V7H106L108 4L110 5V0H108L109 2L107 3V5H106V2H105ZM125 2L126 3V0H117V1H115V2H120V3H123V2ZM132 1V0H131ZM130 1V2H131ZM134 1V0H133ZM143 1V0H142ZM154 1H156V0H154ZM161 1V0H160ZM163 1V0H162ZM184 1H186V0H184ZM25 2H27V1H25ZM29 2H27L28 3V5H30V3ZM53 2V1H52ZM80 2V1H79ZM78 2V3H79ZM102 2V1H101ZM129 2V3H130ZM199 2V1H198ZM201 2H203L204 3V1H201ZM71 2H69V4H70ZM93 3H95V2H92V4ZM162 3V2H161ZM163 3H164V1H163ZM174 3V2H173ZM202 3V4H203ZM8 4V5H7ZM9 4H10V6L11 7H9ZM32 4V3H31ZM37 4H39L38 3V1H37ZM36 4V5H37ZM51 4V3H50ZM67 4V3H66ZM73 4V3H72ZM85 4V3H84ZM88 4V3H87ZM112 4H114L113 2H112ZM111 4V5H112ZM127 4H128V0H127ZM182 4V3H181ZM191 4V3H190ZM206 4V3H205ZM17 5V4H16ZM15 5V6H16ZM33 5V4H32ZM43 4H41V6H42ZM96 5V4H95ZM97 5V6H98ZM110 5V6H111ZM115 5H117V4H114V8L111 6V8L113 9V13H114V15L116 16V12L118 11V10H116V8L117 7H119V4L117 5V7L115 8ZM132 5V4H131ZM175 5V4H174ZM18 6V5H17ZM16 6V7H17ZM46 6H47V4H46ZM49 6V5H48ZM47 6V7H48ZM64 6V5H63ZM69 6V5H68ZM67 6V7H68ZM93 6V5H92ZM121 6V5H120ZM137 7L139 6V3H138V5H136ZM136 6H135V10H137L138 8H136ZM166 6V5H165ZM190 6V5H189ZM195 6V5H194ZM45 7V6H44ZM67 7H65L66 9H67ZM99 8L101 7V6H98ZM108 7V6H107ZM133 7H134V5H133ZM244 7V6H243ZM21 8H23V6H21ZM42 8H43V6H42ZM56 8V7H55ZM61 10H60V8H59V12L60 11H63V8L64 7H62L61 6ZM69 8V7H68ZM73 8V7H72ZM93 8H94V6H93ZM99 8H97L98 10H99ZM103 8V7H102ZM101 8V9H102ZM121 8V7H120ZM124 8H126V7H123V13H125V10H126V13H127V8L124 10ZM129 8H130V6H129ZM132 8V7H131ZM43 9H45V8H43ZM122 9V8H121ZM139 9H141L140 7H139ZM138 9V10H139ZM174 9V8H173ZM193 9V8H192ZM22 9H20V11H21ZM88 10V9H87ZM103 10H106V8L105 9H103ZM102 10V11H103ZM114 10H116V11H114ZM178 10V9H177ZM194 10V9H193ZM19 11V12H20ZM24 11V10H23ZM22 11V12H23ZM26 11V10H25ZM29 11V10H28ZM37 11V10H36ZM45 11V10H44ZM46 11H48L47 9H46ZM56 11V10H55ZM72 12H73V9L71 10ZM90 11V10H89ZM110 11V12H109ZM120 11V10H119ZM133 11V10H132ZM131 11V12H132ZM165 11V10H164ZM175 11V10H174ZM181 11H182V8H181ZM180 11V12H181ZM187 11H188V9H187ZM254 11V10H253ZM38 12V11H37ZM64 12V11H63ZM91 12V11H90ZM104 12V11H103ZM102 12V13H103ZM108 12H109V15L107 14H105V18H106V16L108 17V16H111L112 14H111V10H108ZM138 12H140V11H138ZM163 12V11H162ZM166 12H169V11H166ZM189 12V11H188ZM195 12V11H194ZM27 13V12H26ZM41 13H43V11H41ZM46 14H48L47 12H45ZM45 13H43V14H45ZM53 13V12H52ZM58 13V12H57ZM56 13V15H63V14H65V13H61L60 12V14L58 13L57 14ZM91 13H93V12H91ZM91 13H90V15H91ZM105 13V12H104ZM122 12H119V14L120 15H122L121 14ZM164 13V12H163ZM190 13V12H189ZM202 13V12H201ZM201 13H200V15H201ZM225 13V12H224ZM0 14H1V12H0ZM18 14V13H17ZM28 14V13H27ZM89 14V13H88ZM88 14H84L85 16H87ZM98 14V13H97ZM111 14V15H110ZM136 14H137V12H136ZM186 14V13H185ZM38 15V14H37ZM41 15V14H40ZM114 15H112L111 17L112 18H115L114 17ZM125 15V14H124ZM123 15V16H124ZM130 15H132V14H130ZM146 15V14H145ZM148 15H150V13L148 14ZM152 15V14H151ZM158 15H160V11L158 12ZM191 15H193V14H190V16ZM235 15V14H234ZM29 16V15H28ZM34 16H35V14H34ZM47 16V15H46ZM69 16V15H68ZM89 16V15H88ZM102 16H103V14H102ZM101 15H97V17H98V20H99V17H101L102 19L104 18V16L102 17ZM118 16V15H117ZM123 16H119V17H121V19H123ZM133 16V15H132ZM171 16L173 17L174 16V14L172 13V14H170L169 16L168 15H162V16H159V18L161 19V21H162V23H160L159 21L158 22H156L157 24H159V28H157L155 31L153 30H151L152 32H154L155 34H154V39H149L148 38V40H147V42L145 41V40H143V38H142V40L143 41H145L146 42V46H149V45H151V48H150V50L151 51H149L148 52V55H145V56H152V53L154 52H159V50H160V48L162 47V44L163 43H161V42H164V45H165V43H167V44H169V45H171V44H175V47H174V51H176V52H174V51H172V57H174L175 59H174V62H180L181 60L183 61L184 60V62L185 61H187L188 60V63H190L191 62V60H193L196 56L195 55H192L191 57L189 56V54H184L182 51H189L190 50V48H193L194 47V45H192L193 44V38H190L189 39V33H190V26L192 25L191 23H190V21H189V19H184V21H181V19H183L182 17H178V18H175L176 19V23H177V25H178V27H175V26H171V23H173L171 20H172V18H171ZM196 16V15H195ZM204 16V15H203ZM21 17V16H20ZM19 17V18H20ZM33 17V16H32ZM39 17H41V16H39ZM38 17V18H39ZM144 17V16H143ZM193 17V16H192ZM220 17V16H219ZM231 16H229V18H230ZM2 17H0V19H1ZM22 18V17H21ZM25 18V17H24ZM34 18V17H33ZM52 17H50V19H51ZM61 18H63V17H61ZM60 18V19H61ZM109 18V17H108ZM107 18V19H108ZM111 18V22H112V19ZM130 18H131V16H130ZM129 18V20H132V19H130ZM145 18V17H144ZM23 19V18H22ZM72 19H73V17H72ZM71 19V20H72ZM82 20H83V18H81ZM80 19V20H81ZM93 19V18H92ZM198 19H199V17H198ZM202 19H203V17H202ZM235 19V18H234ZM243 19V18H242ZM249 19L252 21V20H254L255 19V16L253 15H249ZM66 20V19H65ZM69 20H70V18H69ZM68 20V21H69ZM79 20V19H78ZM97 20V21H98ZM101 20V19H100ZM104 20H106V19H103V20H101L103 23H104ZM109 20H106V21H109ZM114 20H116L117 21V17L114 19ZM204 20V19H203ZM228 20V19H227ZM25 21V20H24ZM57 21H59V20H57ZM68 21H66V23L68 22ZM85 21V20H84ZM90 21V20H89ZM101 21H99V22H101ZM109 21V22H110ZM116 21H113L114 22V24L116 23ZM126 21V20H125ZM146 21V20H145ZM212 21V20H211ZM232 21V20H231ZM19 22V21H18ZM27 22V21H26ZM36 22V21H35ZM40 22H41V20H40ZM108 22V24H109V26L111 25L110 23ZM118 23L120 22L121 23V21H117ZM131 22V21H130ZM204 22V21H203ZM233 22V21H232ZM249 22V21H248ZM1 23V22H0ZM29 23V22H28ZM37 23V22H36ZM65 23V24H66ZM73 23V22H72ZM75 23H79V25H81L82 23H83V21H82V23L80 24V21L79 22H76L75 21V19H74V24ZM86 23V22H85ZM84 23V24H85ZM90 23H91V21H90ZM89 23V24H90ZM107 22H105V24H106ZM117 23V24H118ZM122 23H124V22H122ZM121 23V26L122 25H124V24H122ZM132 23V22H131ZM145 23H147V22H145ZM150 23V22H149ZM152 23V22H151ZM150 23V24H151ZM199 23H200V19H199ZM217 23V22H216ZM234 23V22H233ZM37 24H39V22L37 23ZM63 24V23H62ZM71 24V22H68L66 25L67 26H69ZM84 24H82L81 26H83ZM88 24V25H89ZM117 24H115V25H117ZM148 24V23H147ZM229 24V23H228ZM23 25V24H22ZM53 25V24H52ZM55 25V24H54ZM53 25V26H54ZM66 25H64V26H66ZM73 25V24H72ZM76 25V24H75ZM90 25H92V24H90ZM98 25H99V23H98ZM114 25V26H115ZM131 25V24H130ZM129 25V26H130ZM224 25V24H223ZM1 26V25H0ZM52 26V28H54ZM63 26V25H62ZM77 26V28L79 27L78 25H76ZM76 26H74V27H76ZM85 26V25H84ZM83 26V27H84ZM104 27H105V25H103ZM121 26H119L118 28H119V30H117V32L119 31L120 32V27ZM128 26V25H127ZM126 26V27H127ZM152 26V25H151ZM168 26H169V28H168ZM196 26V25H195ZM212 26V25H211ZM214 26V25H213ZM226 26H228L227 24H226ZM239 27H237V30L240 28V25H238ZM249 26H251V25H249ZM248 26V27H249ZM29 27V26H28ZM37 27V26H36ZM60 27H61V25H60ZM70 28H71V26H69ZM108 27V26H107ZM113 28V26H110L109 28ZM137 27V26H136ZM2 28H4V27H2ZM11 28V27H10ZM32 28V27H31ZM51 28V27H50ZM63 28V27H62ZM61 28V29H62ZM70 28H68V30H71V29H73V26H72V28L70 29ZM81 28L82 27H80V30H81ZM85 28H86V26H85ZM109 28H108V31H110L109 30ZM123 28V27H122ZM138 28V27H137ZM136 28V29H137ZM149 27H147V29L146 30H150V29H152V28H149ZM215 28V27H214ZM19 29V28H18ZM59 29V28H58ZM75 29V28H74ZM84 29V28H83ZM102 29V28H101ZM107 29V28H106ZM115 29V28H114ZM136 29L134 30V32L136 31ZM139 29H141V26H139ZM139 29H137V30H139ZM154 29V28H153ZM203 28H201V30H202ZM229 29V28H228ZM8 30V29H7ZM26 30V29H25ZM67 30V29H66ZM126 30V29H125ZM143 28H142V30L140 31H136V33H138L139 34V32H143ZM196 30H198V29H196ZM226 30V29H225ZM232 30V29H231ZM253 30V29H252ZM6 30L5 29H1L0 30V57H2L4 60H6L7 61V64H2V66H1V68H3V66H5L6 65V68H8L10 71L12 70V72H9V74H11L12 73V75H13V73H15V77H16V75L19 77V81L20 80H22L23 81V78H24V80L25 79H27V82L29 83V87H30V89L29 90H27V91H13V85H10L9 87H10V90H9V92H7L8 93V97L5 99V100H2L1 99V97H0V150H2V151H9V149H11L12 147H14L15 145H17L18 143H22V142H24L23 140H22V142H21V137L19 136V135H23L24 133L23 132H21V134H20V131H21V127H19V125L20 124H25L26 122H28V120H29V127H28V129L29 128H31L32 127V130L31 129H29L30 130V132H32L33 131V133H32V135H30V133H28L31 137L33 136V134H35V140H33V144L31 145V144H29L30 143V141H29V143H28V145H29V147H30V149H31V152L29 151V155L27 156V158L28 159H32V161L34 162L33 164H34V166H37L39 163H42V161L46 158V157H48L47 158V160L45 161V163H42V165H43V167H42V170H44V168H45V170H48L49 171V174H50V178H49V180H47V181H43V183H44V187H50V186H52V187H56V189H57V191H65V192H63V193H70V195H72L73 194V187L76 185V184H79V186L81 187L82 186V184H81V182H85V184H87V185H90V188H89V190L91 191L89 194L91 195V194H94V195H101V194H104V192H105V185L108 183V180H106V178H104L103 180L97 175V176H95V175H93V177H89L88 175H85L84 177H80L79 178V175H80V172H82V173H89V171H88V169H91V167L94 165V163H97L96 162V160H94L93 159V154L92 153H89L88 151H94V152H96V150H97V147H99V146H97V144L93 141V139H91L93 136L91 135V138H90V140H87L86 142H87V144L85 145V141L83 142V141H80V138L82 137V136H85V137H88L89 135H90V133L88 132V130H85V129H87L88 127H87V125H86V127L87 128H81V127H79V129H77L78 131H75V128H73V127H71V124H72V122L74 121V117H73V115H74V113L71 111L70 112V114H66V113H63V114H56L55 113V111L54 112H50V114H49V112L47 111L48 109H49V104H50V102H48V100H50V99H48L47 100V102H43V100H44V95H47V94H50L51 95V99L53 100V99H55L56 101H58L57 102V105H56V103H55V105H56V108H59V107H62L63 105H65L64 104V100L65 99H70L68 96H72L73 94H75V93H71L70 92V88H72V85L74 84H76V83H80L79 81H81L82 82V79L83 78H87L88 79V84L89 85H93V87H91L90 89H96V88H98L97 90H94V91H99V86L101 87V85H102V87L103 86H107L108 87V85H109V81H113L114 83H115V87L112 89V90H110V91H108V93H106V96H104L103 98H104V101H106V99L108 100V101H106L107 102V104L105 103V110H107V113L109 112H113L114 111V113H115V111L116 112H118V109H115V107H117V106H123V105H120V103L121 104H125V105H127L126 107L128 108V111H127V114L128 115H130V114H135V115H141V116H143V115H147V108H146V105L148 104V102L151 100L150 99V97H148V94H149V92L150 91H153V90H155V89H157V90H161L162 89V86L164 85L163 84V81L164 80H162L163 79V77H165V76H162V75H164L165 73L166 74H168V76L169 75H171L172 77H174V75H173V69H174V74L176 73V71L178 70V72L180 71V69L182 68V67H179L180 65H183V63H179V65H177L176 64V67H174V64H173V62H171V64L170 63H166L165 62V65H163V63H161V64H159L160 66L161 65H163V67L162 68H164V71L163 72H159V70L158 69H153L155 72H153V74H152V76H153V80L154 81H156L157 83V85H155V86H153L152 84V86H147L146 85V83H145V79H146V77H143L142 76V74H140V72H148V71H150V68L151 67H153L152 66V64L150 63L151 62V60H149L148 62H146L145 64H143V63H138V65H136V67H133V68H135V70L137 71L136 72V74H137V76H139V78L136 76V77H134L135 78V80H134V85H133V87H136V86H139V88L138 87H136V88H134V91H140L139 93H137V94H132L131 93V87H129V86H125V87H123L122 86V84L120 83L121 82V80H120V77H121V75L123 74V71H124V67H127L128 66V62L130 61V59H129V61L127 62H125L124 60H121L119 57H117L115 54H116V52L115 51H113V50H110V51H108L107 50V54H105V55H107L106 57H108V56H110L111 58L110 59H107V61H102V62H99V63H96L97 61V59L95 58V57H93L90 61H88V58H90V56H92V54H90L89 55V57H87L86 59H83V56L81 55V53H80V51H77L76 52V54H77V57H78V59H82V61H80V62H77V61H79L78 59H77V61L75 62L76 64V66H77V68L83 73V77H82V79L80 80L79 79V77H80V75H79V77L77 76V74H80V73H77L76 74V78L77 79H75V76H74V79L73 80H71V82H72V85L71 86H66V84H65V86L64 87H67V89H66V91H65V93L66 94H64V91L61 89V90H59V92L60 93H57V92H55V90L53 89L54 88V86H52V84L54 85V80H55V78H52V80H46L48 77H53V76H55V75H53L52 76V74H51V71H50V69L49 70H45V67L44 66H42V64H41V62H39L38 60H36V61H34L33 63H28L29 62V59L31 58V56H29V59H28V57L25 59V60H19L18 58H19V54L17 53V52H15L13 49H12V51H5V43H8V42H10V46L11 47H17V46H15L14 45V43H15V38H14V36L17 34L18 35V31H17V28H12L11 30H10V34H9V36L7 37V38H5V39H3V33L5 32ZM20 31V30H19ZM36 31H38V30H36ZM46 31V30H45ZM47 31H48V29H47ZM56 31V30H55ZM106 32V37H105V35L103 34V32H105V30L103 31V32H94V33H92V34H84V39H82L81 37H78V43H82L83 45H85L86 46V49L88 48L89 49V47H90V44L91 43H89V42H91L92 40H100V43H101V45H103L104 43H108L109 41L107 40V39H105V38H108V36H110L111 38H113L112 37V35H113V33H114V31L112 30V33L111 32ZM124 31V30H123ZM228 31V30H227ZM31 32V31H30ZM32 32H33V30H32ZM65 32V31H64ZM70 32V31H69ZM69 32H66V33H69ZM73 32H74V30H73ZM72 32V33H73ZM125 32V31H124ZM145 32H148V34H149V32L150 31H145ZM144 32V33H145ZM26 33V32H25ZM72 33H70V34H72ZM75 33H76V35L78 34V32H76V29H75ZM74 33V34H75ZM224 33H226L225 31H224ZM6 34H8V33H6ZM40 34H42V33H40ZM52 34V33H51ZM57 34H59V33H57ZM69 34V35H70ZM121 34V33H120ZM119 33H117V35H120ZM124 33H122V35H123ZM203 34V33H202ZM67 35V34H66ZM115 35V34H114ZM122 35H121V37L119 38V41H123L122 39H123V37H122ZM142 35H144V37L146 36L145 34H143L142 33ZM191 35V34H190ZM231 34H227L226 36L229 38V36H230ZM235 35V34H234ZM237 35H239V32L237 33ZM236 35V36H237ZM34 36H35V34H34ZM37 36V35H36ZM124 36V35H123ZM141 36V35H140ZM40 36L38 35V37H36V44L38 43V47H39V43L41 42H37L38 40V38H39ZM44 37V36H43ZM48 37V36H47ZM69 37H71L72 38V35L71 36H69ZM116 37V36H115ZM115 37H114V39H115ZM193 37H194V34H193ZM206 37V36H205ZM220 37V36H219ZM122 38V39H121ZM125 38H126V36H125ZM137 38V37H136ZM74 39V38H73ZM114 39L113 40H111V41H114ZM133 39H135V38H133ZM221 39V38H220ZM233 39H235V38H233ZM62 40V39H61ZM141 40V41H142ZM211 40V39H210ZM47 41H49L48 39H47ZM50 41H52V39L50 40ZM57 41L59 42V40L57 39ZM63 41L64 42H67L66 41V39H63ZM62 41V42H63ZM200 41V40H199ZM209 41V40H208ZM212 41V40H211ZM214 41V40H213ZM212 41V42H213ZM262 41H263V39H262ZM14 42V43H13ZM23 42V41H22ZM43 42V41H42ZM41 42V43H42ZM58 42L57 43H55V45L56 44H58ZM115 42V41H114ZM114 42H112V43H114ZM120 42V43H121ZM144 42V43H145ZM223 42V41H222ZM40 43V44H41ZM51 44H52V42H50ZM69 43V42H68ZM111 42H110V44H112ZM117 43V42H116ZM143 43V44H144ZM197 43V42H196ZM260 43V42H259ZM262 43H264V42H262ZM262 43H260V44H262ZM54 44V43H53ZM118 44V43H117ZM236 44H237V42H236ZM28 45H30V44H28ZM42 45H44L43 43H42ZM59 45H61V44H59ZM83 45H79V47L78 48H80V47H83ZM164 45H163V47H164ZM190 47H189V46ZM211 45V44H210ZM21 46H23V45H21ZM50 46V45H49ZM52 46V45H51ZM117 47H119V45H116ZM121 46V45H120ZM143 46V45H142ZM196 46V45H195ZM207 46V45H206ZM32 47H33V45H32ZM31 47V48H32ZM62 47L63 46H56V48H55V50H53V51H56V52H61V51H59L60 49H62ZM116 47V48H117ZM130 47V46H129ZM133 47V46H132ZM136 47V46H135ZM138 47V46H137ZM167 47V46H166ZM166 47H164V48H166ZM200 47V46H199ZM18 48V47H17ZM69 48V47H68ZM67 48V49H68ZM70 48H71V46H70ZM109 48H111V47H109ZM128 48V47H127ZM143 48V47H142ZM163 48V49H164ZM198 48V47H197ZM16 49V48H15ZM77 49V48H76ZM82 49V48H81ZM80 49V50H81ZM124 49V48H123ZM133 49V48H132ZM146 49H147V47H146ZM162 49V48H161ZM162 49V50H163ZM205 49V48H204ZM221 49V48H220ZM27 50V49H26ZM41 50H43V53H44V49H40V51ZM130 50H131V48H130ZM161 50V51H162ZM209 50H210V47H209ZM219 50V49H218ZM22 51V50H21ZM46 51H48V49L46 50ZM68 52L69 51H71V49H69V50H67ZM86 51H88V50H86ZM90 51V50H89ZM128 51V50H127ZM132 51V50H131ZM139 51V50H138ZM145 51V50H144ZM148 51V50H147ZM190 51H192V50H190ZM196 51V50H195ZM64 52H66V49L64 48ZM72 52V51H71ZM71 52H69V53H71ZM102 52V51H101ZM122 52V51H121ZM124 52V51H123ZM133 53H134V51H132ZM146 52V51H145ZM171 52V51H170ZM174 52V53H173ZM240 52H241V50H240ZM256 52H258V51H256ZM255 52V53H256ZM17 53V54H16ZM34 53V52H33ZM48 54H49V52H47ZM52 53V52H51ZM55 53V52H54ZM72 53H74V52H72ZM71 53V54H72ZM86 53H88V52H86ZM131 53V52H130ZM194 53V52H193ZM215 53H217V52H215ZM242 53V52H241ZM248 53V52H247ZM250 53V52H249ZM24 54H27V52L26 53H24ZM48 54H46V55H48ZM53 54V53H52ZM59 54V53H58ZM57 53L56 54H54V55H58ZM61 54H62V52H61ZM84 54V53H83ZM132 54V53H131ZM156 54V53H155ZM158 54H160L161 55V53H158ZM164 54V53H163ZM182 54H184V55H182ZM192 54V53H191ZM197 54H199V53H197ZM257 54V53H256ZM259 54V53H258ZM54 55L52 56V58L54 57ZM64 55H65V53H64ZM64 55H62V56H64ZM154 55V54H153ZM169 54H167V56H168ZM245 55H247L246 53H245ZM260 55V54H259ZM42 56V55H41ZM43 56H44V54H43ZM50 56V55H49ZM48 56V57H49ZM73 56V55H72ZM74 56H75V53H74ZM136 56V54L134 55V57ZM248 56V55H247ZM34 57V56H33ZM45 57V56H44ZM47 56H46V58H48ZM51 57V56H50ZM58 57V56H57ZM106 57H104V58H106ZM161 57V56H160ZM163 57V56H162ZM217 57H219V56H217ZM235 57V56H234ZM72 58V57H71ZM115 58V60H117V61H120L119 63H118V67L116 68V69H113L112 67H113V63L115 62V60H114V62L113 63H111L112 61V59H114ZM129 58V57H128ZM131 58V57H130ZM141 58H143V56L141 55ZM152 59H153V57H151ZM249 58H251V57H249ZM248 58V59H249ZM1 59V58H0ZM45 59V58H44ZM49 59H51V58H48V60ZM54 59V58H53ZM53 59H51L52 61H53ZM58 59V58H57ZM63 58H61V60H62ZM69 59V58H68ZM158 59V58H157ZM155 57H154V60H157ZM169 59V58H168ZM223 59V58H222ZM247 59V60H248ZM252 59V58H251ZM250 59V60H251ZM253 59H255V57L253 58ZM2 60V59H1ZM0 60V61H1ZM28 60V61H27ZM41 60V59H40ZM45 60H47V59H45ZM47 60V61H48ZM50 60V62L48 61V63H53L52 61ZM60 60V59H59ZM58 60V61H59ZM106 60V59H105ZM225 60V59H224ZM256 60V59H255ZM158 61V60H157ZM168 61V60H167ZM181 61V62H182ZM232 61V60H231ZM64 62H66L65 60H64ZM67 62H69V60L67 61ZM66 62V63H67ZM72 62H74V60L72 61ZM169 62V61H168ZM227 62V61H226ZM56 63H57V60H56ZM53 64L54 66L56 65V66H58V64ZM191 63H193V61L191 62ZM260 63V62H259ZM74 64V63H73ZM91 64H92V66H93V64H94V66L93 67H90L91 66ZM154 64V63H153ZM170 64V65H169ZM135 65V64H134ZM184 65H185V63H184ZM189 65V64H188ZM197 65V64H196ZM61 67H63V65H60ZM59 66V67H60ZM70 66V67H69ZM68 66V70H71V69H73L72 71H75L74 70V68L71 66V65H69ZM130 66H131V64H130ZM225 66V65H224ZM245 66V65H244ZM243 66V67H244ZM72 67V68H71ZM197 67V66H196ZM228 67V66H227ZM5 68V69H6ZM49 68H50V66H49ZM77 68H76V70H77ZM133 68H131V70L133 69ZM157 68V67H156ZM63 69V68H62ZM125 69H127V68H125ZM129 69V68H128ZM191 69H192V67H191ZM197 69V68H196ZM198 69H199V67H198ZM201 69H203L202 67H201ZM239 69V68H238ZM9 70H7V72L9 71ZM176 70V71H175ZM209 70V69H208ZM212 70V69H211ZM2 71H4V68H3V70ZM46 72L47 74L49 73L50 75H48V76H43V77H40V72ZM115 71H117V72H115ZM129 71V70H128ZM186 71V70H185ZM196 71H198V70H196ZM6 72V71H5ZM57 73H59L58 71H56ZM77 72V71H76ZM193 72V71H192ZM192 72H189L190 74L192 73ZM200 72V71H199ZM211 72V71H210ZM218 72V71H217ZM4 73V72H3ZM72 73V72H71ZM149 73H151V72H149ZM189 73H188V75H189ZM216 73V72H215ZM32 76H31V75ZM54 74V73H53ZM63 74V73H62ZM186 74H187V72H186ZM193 74V73H192ZM208 74V73H207ZM218 74V73H217ZM23 75H24V77H23ZM43 75V74H42ZM60 75H61V73H60ZM72 75V74H71ZM73 75H75V74H73ZM195 75V74H194ZM123 76V75H122ZM171 76H169V77H171ZM197 76H199V75H197ZM196 76V77H197ZM206 76V75H205ZM214 76V75H213ZM185 77V76H184ZM189 77H191V76H189ZM6 78V77H5ZM124 78V77H123ZM166 78V77H165ZM200 79L202 78V79H204L203 77H199ZM198 78V79H199ZM209 78V77H208ZM262 78H263V76H262ZM7 79H9V78H7ZM7 79H5V81H3V84L6 82V80ZM148 79V78H147ZM169 80H167V81H171L172 79L171 78H168ZM202 79L201 80H199V81H201L202 82ZM0 80H1V78H0ZM63 80V79H62ZM61 80V81H62ZM65 80V79H64ZM83 80H85V79H83ZM122 80H126V79H122ZM141 80V82H139ZM175 80V81H174ZM190 80H191V78H190ZM152 81V80H151ZM173 81H174V83H176L177 81H176V79L174 78L173 79ZM205 81H206V79H205ZM219 81V80H218ZM239 81V80H238ZM264 81V80H263ZM263 81L262 82H260V84L261 83H263ZM14 82H15V80H14ZM26 82V83H27ZM70 82V83H71ZM126 82V81H125ZM180 82V81H179ZM7 83V82H6ZM63 83H66L65 81L63 82ZM62 83V85H64ZM68 83V82H67ZM70 83L68 84V85H70ZM83 83V82H82ZM81 83V84H82ZM86 83H87V81H86ZM127 83V82H126ZM161 83V84H160ZM206 83V82H205ZM1 84V83H0ZM15 84H16V82H15ZM51 84V86H49ZM123 84H124V82H123ZM177 84V83H176ZM200 84V83H199ZM208 84H210V83H208ZM207 84V85H208ZM229 84V86H230V88H232V87H235V86H233V85H231L230 83H228ZM240 84H242V82L240 83ZM21 85V84H20ZM73 85V86H74ZM85 85H87V84H85ZM97 85V87L95 88L94 86H96ZM220 85V84H219ZM235 85V84H234ZM23 86V85H22ZM76 86H77V84H76ZM75 86V87H76ZM172 86H175V85H173L172 84ZM181 87V85H176L175 87ZM190 87H191V90H193L194 91V89H192V86L193 85H189ZM232 86V87H231ZM241 86H243V84L241 85ZM241 86H239V87H241ZM58 88H59V85L57 86ZM56 87V88H57ZM68 87H70V88H68ZM77 87H79V86H77ZM177 87V88H178ZM208 87H210V85L208 86ZM165 89H166V87H164ZM163 88V89H164ZM177 88H175V89H177ZM182 88V87H181ZM180 88V90H182ZM184 88V87H183ZM256 89L258 88V87H255ZM36 89H38V90H36ZM165 89L163 90V91H165ZM169 89V88H168ZM171 89H172V87H171ZM209 89H211V88H209ZM235 89V88H234ZM250 89H252V86H250ZM262 89V88H261ZM34 90H36V92L34 91ZM77 90V89H76ZM178 90V89H177ZM214 90V89H213ZM227 90H229L228 89V87H227ZM254 90V89H253ZM253 90H252V92H253ZM63 91V92H62ZM101 91V90H100ZM100 91H99V94H100ZM146 91V92H145ZM172 91H174V90H172ZM183 91V90H182ZM187 91V90H186ZM196 91V90H195ZM239 91H241V90H239ZM238 91V89H237V92H239ZM246 91V90H245ZM250 91V90H249ZM248 91V92H249ZM257 91V90H256ZM4 92V91H3ZM2 92V93H3ZM90 92H92V91H90ZM97 92H95L96 94H97ZM166 92H167V89H166ZM165 92V93H166ZM171 92V91H170ZM197 92V91H196ZM209 92V91H208ZM211 92V91H210ZM244 92V91H243ZM259 92V91H258ZM94 92H92V94H95ZM172 93V92H171ZM174 93H179V90L177 91V92H175L174 91ZM182 93V92H181ZM241 93V92H240ZM250 93V92H249ZM254 93H256L257 94V92H255L254 91ZM3 94H6V93H3ZM3 94H2V97H4L3 96ZM72 94V95H71ZM102 94V93H101ZM157 94H159V93H157ZM169 94V93H168ZM180 94V93H179ZM178 94V95H179ZM196 94V93H195ZM198 94V93H197ZM196 94V95H197ZM212 94V93H211ZM217 94V92H215V94L214 95H216ZM225 94H228V93H225ZM259 95H260V93H258ZM257 94V95H258ZM262 94V93H261ZM98 95V94H97ZM154 95H156V93H154ZM160 95V94H159ZM173 95V94H172ZM182 95V94H181ZM188 95V94H187ZM195 95V96H196ZM199 95V94H198ZM214 95H211V96H214ZM237 95L239 96L240 94H238L237 93ZM158 96V95H157ZM209 96H210V94H209ZM220 96V95H219ZM261 96H263V94L261 95ZM66 97V98H65ZM83 97V96H82ZM82 97L80 98V99H82ZM105 97H106V99H105ZM168 97H170V96H168ZM183 97V96H182ZM186 97V96H185ZM192 97V96H191ZM197 97V96H196ZM200 97H201V94H200ZM203 97V96H202ZM215 97V96H214ZM214 97H210L211 99H214ZM221 97V96H220ZM240 98H242L241 97V95L239 96ZM264 97V96H263ZM46 98V97H45ZM65 98V99H64ZM99 98V97H98ZM160 98H161V95H160ZM164 99L166 98V97H163ZM222 98H224V97H222ZM232 98H233V96H232ZM259 98H262V97H258V99ZM83 99H85V98H83ZM102 99V98H101ZM177 99H178V96H177ZM181 99H183V98H181ZM196 98H194V100H195ZM243 99V98H242ZM100 100V99H99ZM232 100V99H231ZM255 100H257V99H255ZM263 100H264V98H263ZM54 101V100H53ZM75 101V100H74ZM73 101V102H74ZM83 101V100H82ZM85 101H86V99H85ZM103 101V102H104ZM169 101V100H168ZM193 101V100H192ZM200 102H203L201 99L199 100ZM233 101V100H232ZM231 101V102H232ZM84 102V101H83ZM195 102V101H194ZM199 102V103H200ZM244 102V101H243ZM53 103V102H52ZM76 102H74V104H75ZM78 103V102H77ZM77 103H76V105H77ZM85 103H88V105H89V103H90V101L89 102H85ZM83 104L84 106L86 105V104ZM156 103V102H155ZM154 103V104H155ZM170 103V102H169ZM173 103L176 105V103H178L179 105L181 104L182 105V103L183 102H181V103H179V102H174L173 101ZM238 103H240V102H238ZM237 103V104H238ZM253 103V102H252ZM256 103V102H255ZM72 105V106H70V107H72L73 108V106L74 107H76V105ZM92 104V103H91ZM101 101H100V106H101ZM104 104V103H103ZM164 104V103H163ZM257 104V103H256ZM51 105V104H50ZM53 105V104H52ZM79 105V104H78ZM82 105V106H83ZM174 105V106H175ZM178 105V106H179ZM241 105V103L239 104V106ZM253 105H254V103H253ZM67 106V105H66ZM65 106V107H66ZM83 106V107H84ZM165 106V105H164ZM177 106V105H176ZM191 106V105H190ZM202 106V105H201ZM51 108L53 107V106H50ZM68 107V106H67ZM90 107V106H89ZM166 107V106H165ZM181 107V106H180ZM187 108H188V106H186ZM238 107V106H237ZM255 107V106H254ZM258 107V106H257ZM54 108V107H53ZM69 108V107H68ZM80 108V107H79ZM78 108V106H77V109H79ZM86 107H84V108H82L81 107V109H83V110H86L85 109ZM118 108V107H117ZM125 108V107H124ZM171 108V107H170ZM193 108V107H192ZM203 108V107H202ZM259 108V107H258ZM39 109V110H38ZM41 109V110H40ZM60 109V108H59ZM80 109V110H81ZM103 109H104V107H103ZM165 109V108H164ZM55 110V109H54ZM64 110V109H63ZM69 110H71L70 108H69ZM88 110H89V108H88ZM98 110H100V109H98ZM172 110V109H171ZM174 110V109H173ZM172 110V111H173ZM182 110V109H181ZM211 110V109H210ZM65 111V110H64ZM67 111V110H66ZM79 111V110H78ZM77 111V112H78ZM92 111V110H91ZM124 111L126 112V109H124ZM167 111V110H166ZM189 110L187 109V112H188ZM204 111V110H203ZM207 111V110H206ZM239 111V110H238ZM75 112H76V108H75ZM81 112H83V111H81ZM205 112V111H204ZM211 112V111H210ZM240 112V111H239ZM258 112H260V111H258ZM262 112H264V111H262ZM60 113V112H59ZM79 113H80V111H79ZM87 113H89V111H87L86 113H85V111L83 112V114H86V115H84V118L86 117V119H87V117H89V116H87V115H89V114H87ZM93 114H94V112H92ZM153 113V112H152ZM156 113H158V112H156ZM164 113V112H163ZM174 114H175V111L173 112ZM191 113V112H190ZM206 113H208V112H206ZM247 114H248V112H246ZM246 113H243V115H246ZM51 115V116H49V115ZM82 114V113H81ZM80 114V115H81ZM105 114V113H104ZM124 114V113H123ZM151 114V113H150ZM160 114V113H159ZM189 114V113H188ZM238 115L237 116H239L240 114L239 113H237ZM242 114V113H241ZM77 116H79L78 115V113L76 114ZM102 115V114H101ZM106 115V114H105ZM114 115V117H115V122H118V121H120V122H118V124L116 125V126H118V127H121V129L123 130V131H121V132H124V134L126 135L127 134V132H126V129H127V127H128V125L126 124L127 123V121H126V119L124 120V116H122V112H118V113H116V114H113ZM125 115H126V113H125ZM127 115V116H128ZM148 115H149V113H148ZM152 115V114H151ZM164 115V114H163ZM210 115H211V113H210ZM214 115V114H213ZM213 115H212V117H213ZM82 116V115H81ZM108 116V115H107ZM131 116V115H130ZM134 116V115H133ZM177 116H178V114H177ZM190 116V115H189ZM195 116V115H194ZM235 116H236V114H235ZM237 116H236V118H237ZM83 117V116H82ZM140 117V116H139ZM145 117V116H144ZM144 117H141V118H143L144 119ZM155 117V116H154ZM174 117H175V115H174ZM254 117H256V115H254ZM100 118V117H99ZM102 118H103V115H102ZM107 118H109V117H107ZM126 118V117H125ZM164 118H165V116H164ZM186 118V117H185ZM189 118V117H188ZM239 119H240V116L238 117ZM80 119V118H79ZM83 119V118H82ZM81 119V120H82ZM89 119V118H88ZM98 119V118H97ZM154 119V118H153ZM152 119V120H153ZM179 119H180V117H179ZM191 119V118H190ZM201 119V118H200ZM215 119V118H214ZM231 119V118H230ZM229 119V120H230ZM233 120H235L234 118H232ZM254 119H256V118H254ZM260 119V118H259ZM80 120V121H81ZM175 121H176V119H174ZM194 120V119H193ZM213 120V119H212ZM232 120V121H233ZM261 120H263V119H261ZM261 120H260V122H261ZM79 121V120H78ZM84 121V119L82 120V122ZM87 121V120H86ZM90 121V120H89ZM88 121V122H89ZM92 121H94V120H92ZM107 121H109V120H107ZM151 121V120H150ZM150 121H147V123L148 122H150ZM154 121V123H156L155 122V119L153 120ZM170 121V120H169ZM177 121H180V120H177ZM182 121V120H181ZM186 121V120H185ZM206 121H207V119H206ZM231 121V122H232ZM25 122V123H24ZM60 122H66V125L64 126L65 127V129L64 128H62L60 125H59V123ZM81 122V123H82ZM168 122V121H167ZM213 122V121H212ZM234 122V121H233ZM237 122H239V121H237ZM264 121H262V123H263ZM93 123V122H92ZM108 123V122H107ZM170 123V122H169ZM168 123V124H169ZM191 123H193V125H195V123H194V121L193 122H191ZM210 123V122H209ZM226 123H230V122H228V121H226ZM236 123V122H235ZM257 123H259V121H257ZM31 124V125H30ZM79 124H80V122H79ZM139 124H141V123H139ZM138 124V125H139ZM150 124L152 125V123L150 122ZM150 124H148L149 125V128H151V129H153V131L155 130V128L153 127V126H155V125H153V126H150ZM158 124V123H157ZM183 124H185V123H182V125ZM238 124V123H237ZM247 124H248V122H247ZM261 124V123H260ZM111 125V124H110ZM159 125V124H158ZM163 125V124H162ZM166 125H167V123H166ZM207 125V124H206ZM205 125V126H206ZM254 125V124H253ZM25 125L23 126V127H25V129L27 128ZM31 126V127H30ZM81 126V125H80ZM82 126H83V124H82ZM89 126H90V124H89ZM161 126V125H160ZM159 126V127H160ZM187 126V125H186ZM189 126V125H188ZM210 126V125H209ZM229 126V125H228ZM258 126H259V124H258ZM104 127V126H103ZM141 126L139 125L138 126V128H134L135 130H138L139 128H140ZM177 127V126H176ZM185 127V126H184ZM240 127V126H239ZM247 127V126H246ZM252 127V126H251ZM18 129V130H20L19 131V135H18V139L17 140H15V136L12 134L13 133V131H14V129ZM82 130H81V129ZM130 128V127H129ZM193 128V127H192ZM210 128V127H209ZM231 128H233V127H231ZM115 129H117L116 127H115ZM145 129V128H144ZM151 129H149V130H151ZM186 129V128H185ZM187 129H190L189 127L187 128ZM198 129V128H197ZM229 129H230V126H229ZM264 129V128H263ZM17 130V131H18ZM110 130V129H109ZM128 130V129H127ZM148 129H147V132H151L152 133V131H149ZM210 130V129H209ZM249 130V129H248ZM7 131H9V133L7 132ZM90 131V130H89ZM100 131H101V129H100ZM102 131H104V130H102ZM110 131H112V130H110ZM190 131V130H189ZM26 132V131H25ZM145 132V131H144ZM196 132H197V130H196ZM219 132V131H218ZM240 132V131H239ZM114 133V134H113ZM116 132H112V135H114V137H117L118 138V141H120L119 139H120V137H121V134L122 133H119V131L117 132V133H119V134H115ZM136 133H138V132H136ZM140 133V132H139ZM139 133H138V135H139ZM146 133V132H145ZM229 133V132H228ZM238 133V132H237ZM18 134V133H17ZM16 134V135H17ZM26 134V133H25ZM94 134V133H93ZM155 134V133H154ZM198 134V133H197ZM243 134H244V132H243ZM261 134V133H260ZM88 135V136H87ZM134 135H136V134H134ZM138 135H136V136H138ZM142 135V134H141ZM144 135V134H143ZM149 135H152V136H157L156 134L155 135H153V134H149ZM161 135V134H160ZM163 135H165L164 133H162V136ZM171 135V134H170ZM175 135V134H174ZM221 135V134H220ZM235 135V134H234ZM251 135H252V132H251ZM250 135V136H251ZM259 135V134H258ZM30 136H27V138H29ZM140 136V135H139ZM138 136V137H139ZM166 136V135H165ZM179 136H180V133H179ZM182 136H183V134H182ZM187 136V135H186ZM26 137V136H25ZM145 135L142 137V139H144L145 140ZM148 137V136H147ZM146 137V138H147ZM158 137V136H157ZM164 137V136H163ZM168 137V139H169V136H167ZM225 137H227V136H225ZM263 137V136H262ZM26 138V139H27ZM38 138V139H37ZM95 138H96V136H95ZM128 137H126V139H127ZM149 138V137H148ZM156 138V137H155ZM155 138H153V139H155ZM190 138V137H189ZM192 138V137H191ZM24 139V138H23ZM85 139H88V138H85ZM98 139L99 140H101L102 141V139H103V145H104V140H106V142H108V143H110V142H112L113 141V139H112V137L111 136H109V133L108 132H103V133H101L99 136H98ZM111 139H112V141H111ZM124 139H125V137H124ZM141 139V140H142ZM187 139H188V136H187ZM238 139V138H237ZM31 141H32V139H30ZM94 140H97V139H94ZM146 140H148V139H146ZM152 140V139H151ZM163 140H165V138H163ZM225 140H226V138H225ZM230 140V139H229ZM149 141V140H148ZM181 141V140H180ZM231 141V140H230ZM16 142V143H15ZM114 142V141H113ZM129 142V141H128ZM147 142V141H146ZM145 142V143H146ZM173 142V141H172ZM232 142V141H231ZM254 142H256V140L254 141ZM98 143H100V142H98ZM137 143V142H136ZM167 143H169V142H167ZM115 144V143H114ZM117 144V143H116ZM119 144V143H118ZM121 144H123V142L121 141ZM138 144V143H137ZM136 144V145H137ZM150 144H152V142L150 143ZM178 144H179V142H178ZM183 144V143H182ZM187 144V143H186ZM186 144H184V146L186 145ZM255 144V143H254ZM154 145H155V147H156V145H157V143L155 144L154 143ZM159 145V144H158ZM158 145H157V147H158ZM180 145V144H179ZM235 145V144H234ZM22 146H24V144H22ZM115 146V145H114ZM161 146V145H160ZM164 146V145H163ZM170 146V145H169ZM190 146V145H189ZM189 146H187V147H189ZM205 146V145H204ZM262 146V145H261ZM16 147V146H15ZM19 147V146H18ZM18 147H16V148H18ZM21 147V146H20ZM28 147V148H29ZM129 147H130V145H129ZM186 147V148H187ZM195 146L194 145H192V147L191 148H194ZM230 147V146H229ZM160 148V147H159ZM162 148V147H161ZM177 148V147H176ZM30 149H27V150H30ZM124 149V148H123ZM144 150H145V147L143 148ZM165 148H163V150H164ZM173 149H174V147H173ZM178 149H179V147H178ZM177 149V150H178ZM182 149V148H181ZM262 149V148H261ZM15 148H14V153H13V155L15 154ZM27 150H26V152H27ZM34 150H36V151H34ZM150 150V149H149ZM159 150V149H158ZM239 150V149H238ZM259 150V149H258ZM1 151V152H2ZM23 151H25L24 149H23ZM87 151V153H88V155H85L84 154V152H86ZM104 151V150H103ZM126 151V150H125ZM151 151V150H150ZM165 151H168V149L166 150L165 149ZM175 151H176V149H175ZM182 151V150H181ZM217 151H218V149H213V153H212V157L213 158H215V159H222L223 158V156L225 155V152H221V151H219L220 153H219V155L217 154ZM234 151V150H233ZM19 152H20V150H18V154H19ZM25 152V153H26ZM133 152H135V151H133ZM139 152V151H138ZM169 152H170V150H169ZM191 152V151H190ZM253 152V151H252ZM259 152H261V151H258V154H259ZM241 153V152H240ZM239 153V154H240ZM21 154V153H20ZM23 154V153H22ZM103 154V153H102ZM252 154V153H251ZM264 154V153H263ZM136 155V154H135ZM147 155V154H146ZM172 155V154H171ZM176 155V154H175ZM179 155L180 156H182L181 154H180V152H179ZM190 155H191V153H190ZM190 155H189V158L187 159V160H192L191 159V157H190ZM260 155V154H259ZM262 155V154H261ZM24 156V155H23ZM23 156H21V158H23ZM86 156V157H85ZM101 156V155H100ZM105 156V155H104ZM157 156V155H156ZM183 156H185V160H186V157H188V155L186 156L185 155V153H184V155ZM199 156H201V155H199ZM218 156V157H217ZM241 156H242V154H241ZM14 157V156H13ZM25 157V156H24ZM88 157V158H87ZM140 157V156H139ZM202 157H208V156H202ZM202 157H201V159H202ZM261 157V156H260ZM148 158H150V157H148ZM168 158V157H167ZM181 158V157H180ZM211 158V157H210ZM243 158V157H242ZM254 158V157H253ZM11 159L13 160L14 158H12L11 157ZM109 159V158H108ZM108 159H107V161H108ZM115 159V158H114ZM151 159V158H150ZM161 159H162V157H161ZM198 159V158H197ZM224 159H226V158H224ZM260 159V158H259ZM5 160V159H4ZM4 160H3V162H4ZM145 160H147L146 158H145ZM152 160V159H151ZM164 161H166L167 159L165 158V159H163ZM184 160V161H185ZM189 160V161H190ZM6 161V160H5ZM11 161V160H10ZM14 161V160H13ZM18 161V160H17ZM107 161H106V163H107ZM121 161V159L119 160V162ZM227 161V160H226ZM9 162V161H8ZM136 162H137V164L138 163H142L141 161H136V160H133V161H131L130 162V166L133 168V169H136L138 166L136 165ZM161 162H163V161H159V163H161ZM171 162V161H170ZM186 162L187 161H185V165H186ZM210 162V161H209ZM225 161H223V164H225L224 163ZM250 162V161H249ZM14 163H15V161H14ZM19 163H20V161H19ZM26 163V164H25ZM211 163V162H210ZM244 163H247V161L245 162L244 161ZM243 163V164H244ZM11 165L13 164L12 163V161H11V163H10ZM24 164H25V169H22V170H24L25 172L27 171V170H29L28 169V164H30L29 162H28V160L26 159L25 161H24ZM32 164V163H31ZM99 164V163H98ZM121 164V163H120ZM161 164H166V162L165 163H161ZM177 164V163H176ZM189 164H190V162H189ZM193 164H194V162H193ZM213 164V163H212ZM258 164H259V162H258ZM41 165V166H42ZM96 165V164H95ZM100 165H101V163H100ZM144 165H145V163H144ZM178 165V164H177ZM191 166H192V162H191V164H190ZM261 164H259V166H260ZM15 166H16V164H15ZM19 167H21V165L19 164L18 165ZM24 166V165H23ZM31 166V165H30ZM40 166V165H39ZM146 166V165H145ZM187 166H188V163H187ZM187 166H185V167H187ZM226 166H229V165H227V163H226ZM225 166V167H226ZM94 167H96L97 168V165L96 166H94ZM154 167V166H153ZM178 167V166H177ZM183 167V166H182ZM189 167V166H188ZM30 168V167H29ZM165 168V167H164ZM175 168V167H174ZM179 168H181V166L179 167ZM184 168V167H183ZM192 168V167H191ZM227 168V170H228V167H226ZM231 168V167H230ZM14 169H16L15 167H14ZM21 169V168H20ZM31 169V168H30ZM34 169V168H33ZM37 169V168H36ZM94 169V168H93ZM99 169V168H98ZM154 169L155 170H157V175L158 174H160L162 171H161V167H160V164H159V167L158 166H156V167H154ZM182 169V168H181ZM185 169V168H184ZM184 169H183V171H184ZM190 169V168H189ZM193 169V168H192ZM191 169V170H192ZM9 170V169H8ZM19 170V169H18ZM41 170V171H42ZM96 170V169H95ZM116 170H117V168H116ZM167 170H169L168 168H167ZM177 170V169H176ZM179 170V169H178ZM232 170H234V169H232ZM20 171V170H19ZM24 171H22V172H24ZM30 171V170H29ZM40 171V172H41ZM109 171H111V169L109 170ZM125 171V170H124ZM235 172H236V169L234 170ZM241 171H243L245 174L244 175H246V176H249L250 175V173L251 172H249V174L247 173L248 171L246 170V169H241ZM260 171V170H259ZM9 172V171H8ZM21 172V171H20ZM22 172H21V174H22ZM25 172L23 173V174H25ZM35 172H37V171H34V174H35ZM44 172V171H43ZM177 172V171H176ZM229 172V171H228ZM242 172V173H243ZM261 172V171H260ZM97 172L95 171L94 172V174H96ZM124 173V172H123ZM126 173V172H125ZM179 173H181V171L179 172ZM219 173V172H218ZM255 173V172H254ZM254 173H252V174H254ZM21 174H17V172H16V175L18 176H20ZM31 174V173H30ZM33 174V173H32ZM37 174H39L38 172H37ZM164 174H166V172L164 173ZM171 174V173H170ZM169 174V175H170ZM183 174V173H182ZM188 174V173H187ZM216 173H214V175H215ZM235 174V173H234ZM238 174H239V172H238ZM237 174V175H238ZM40 175L43 177V175L40 173ZM233 175V174H232ZM24 176V175H23ZM26 176V175H25ZM36 176V175H35ZM54 176V177H53ZM104 176V175H103ZM106 176V175H105ZM168 176V175H167ZM174 176V175H173ZM183 176H184V174H183ZM216 176V175H215ZM235 176V175H234ZM239 176H241V175H239ZM48 177V176H47ZM123 177V176H122ZM126 177V176H125ZM134 177H136V176H134ZM153 177V176H152ZM161 177H163V176H161ZM176 177V176H175ZM244 177V176H243ZM23 178V177H22ZM36 178V177H35ZM112 178H114V177H112ZM139 178H140V176H139ZM154 178V182H152L151 184H150V186H152V185H154V184H158L160 181H158V176L156 177V176H154L153 177ZM164 178V177H163ZM174 178V177H173ZM242 178V177H241ZM246 178V177H245ZM259 178V177H258ZM262 178V177H261ZM26 179V178H25ZM39 180L41 179V178H38ZM37 179V180H38ZM44 179V178H43ZM212 179H215L214 177L212 178ZM211 179V180H212ZM225 179H226V181H230V178L229 177H227V176H225ZM260 179V178H259ZM13 180H14V178H13ZM168 180H169V177H168ZM217 180V179H216ZM232 180V179H231ZM239 180H240V178H239ZM242 180V179H241ZM15 181V180H14ZM27 182H28V180H26ZM32 181V180H31ZM31 181H29V182H31ZM36 181V180H35ZM103 181H104V184H102L103 183ZM264 181V180H263ZM8 182H10V181H8ZM28 182V183H29ZM120 182V181H119ZM119 182H116V185H118V187L121 189L123 186H124V184H121V183H119ZM164 182H166V180H164ZM163 182V183H164ZM182 182V181H181ZM214 182V181H213ZM212 182V183H213ZM241 182H243V181H241ZM244 182L246 183L247 182V180L245 181V179H244ZM243 182V183H244ZM262 182V181H261ZM19 183H21L20 181H19ZM23 183V182H22ZM33 183H35V182H33ZM40 183V182H39ZM43 183L41 184V185H43ZM143 183H144V181H143ZM142 183V184H143ZM161 183H162V181H161ZM162 183V185H164ZM186 183V182H185ZM215 183V182H214ZM239 183V182H238ZM24 184V183H23ZM257 184V183H256ZM21 185V184H20ZM26 185V184H25ZM127 185V184H126ZM159 185H160V183H159ZM158 185V186H159ZM76 186H78V185H76ZM78 186V187H79ZM165 186V185H164ZM230 188H232L233 189V186L232 185H228ZM228 186H226L227 188H228ZM236 186V185H235ZM15 187V186H14ZM43 187V186H42ZM62 187H64L65 188V190H62L63 188ZM146 187V186H145ZM157 187V186H156ZM168 187V186H167ZM238 187V186H237ZM245 187H246V185H245ZM110 188V187H109ZM114 188H115V186H114ZM211 188H213V186L211 187ZM222 188H224V186L222 187ZM226 188V189H227ZM261 188V187H260ZM50 189H52L51 187L48 189V190H50ZM80 189V188H79ZM157 189H159V187L157 188ZM175 189V188H174ZM229 189V188H228ZM237 189V191H238V188H236ZM247 189V188H246ZM39 190H41L40 192H42L43 190L42 189H39ZM45 190V189H44ZM53 190V189H52ZM78 190V189H77ZM84 190H86V189H84ZM115 190V189H114ZM147 190V189H146ZM149 190V189H148ZM161 190V189H160ZM166 190V189H165ZM186 190V189H185ZM189 190V189H188ZM214 189H211L210 191H213ZM216 190V189H215ZM234 191H235V188L233 189ZM233 190H230V192H233ZM76 191V190H75ZM122 191V190H121ZM128 191H130V190H128ZM140 191H142V190H140ZM151 191V190H150ZM157 191L158 190H156V193H157ZM249 191V190H248ZM35 192V191H34ZM33 192V193H34ZM144 192V191H143ZM154 192H155V190H154ZM161 192V191H160ZM159 192V193H160ZM227 192H228V190H227ZM260 192H261V190H260ZM27 193V192H26ZM54 193V192H53ZM79 193H80V191H79ZM138 194L139 195V193H137V192H135V189H134V194ZM159 193H158V195H159ZM164 193V192H163ZM186 193V192H185ZM237 193V192H236ZM262 193V192H261ZM18 194V193H17ZM29 195H30V193H28ZM38 194V193H37ZM56 194V193H55ZM84 194V193H83ZM82 194V195H83ZM123 195H125L124 193H122ZM213 194V193H212ZM223 194V193H222ZM230 194V193H229ZM232 194V193H231ZM230 194V196H233V194L231 195ZM21 195V194H20ZM93 195V196H94ZM115 195V194H114ZM122 195V196H123ZM140 195H141V193H140ZM187 195V194H186ZM189 195H191V193L189 194ZM224 195V194H223ZM262 195V194H261ZM36 196V195H35ZM66 196V195H65ZM84 196V195H83ZM88 196V195H87ZM153 196V195H152ZM160 196V195H159ZM212 195H210L209 196V198L211 197ZM217 196V195H216ZM229 196V198H231ZM243 196V195H242ZM113 197V196H112ZM115 197H116V195H115ZM157 197V196H156ZM161 197H163V196H161ZM190 197V196H189ZM188 197V198H189ZM192 197V196H191ZM194 197V196H193ZM223 197H225V196H223ZM235 196H233V198H234ZM252 197L254 198V196L252 195ZM3 198V197H2ZM57 198V197H56ZM59 198V197H58ZM151 198V197H150ZM164 198V197H163ZM220 198V197H219ZM60 199V198H59ZM149 199V198H148ZM178 199V198H177ZM186 199V198H185ZM193 199V201H195L194 200V198H192ZM217 199V198H216ZM224 200H225V198H223ZM235 199V198H234ZM250 199V198H249ZM9 200V199H8ZM133 200V199H132ZM144 200V199H143ZM156 200V199H155ZM189 200V199H188ZM210 200V199H209ZM247 200V199H246ZM258 200H259V198H258ZM261 200V199H260ZM68 201V200H67ZM122 201H123V197H121V198H118V203H119V205L120 204H122ZM149 201L150 200H148L147 202L149 203ZM187 201V200H186ZM211 201V200H210ZM210 201H208V203L210 202ZM222 201V200H221ZM263 201H264V199H263ZM9 202V201H8ZM196 203H197V201H195ZM215 202V201H214ZM248 202V201H247ZM70 203V202H69ZM103 203V202H102ZM114 203H116L115 201H114ZM131 203V202H130ZM130 203H128V204H130ZM133 203V202H132ZM135 203V202H134ZM151 203V202H150ZM161 203V202H160ZM170 203H172V202H170ZM233 203V202H232ZM14 204V203H13ZM16 204H18V203H16ZM57 204V203H56ZM58 204H60V203H58ZM70 204H72V203H70ZM93 204V203H92ZM137 204L138 203H136L135 205L137 206ZM198 204V203H197ZM196 204V205H197ZM209 204H211V203H209ZM208 204V205H209ZM228 204V203H227ZM231 204V203H230ZM251 204V203H250ZM69 205V204H68ZM84 205H85V203H84ZM139 205V204H138ZM191 205V204H190ZM222 205V204H221ZM249 205V204H248ZM264 205V204H263ZM76 206V205H75ZM126 205H123V207H120V211L117 213V215H119L120 216V213L124 210L125 211V209H124V207H125ZM135 206V207H136ZM169 206H171V204L169 205ZM200 206V205H199ZM204 206V205H203ZM206 206V205H205ZM214 206V205H213ZM226 206V205H225ZM242 206V205H241ZM241 206H240V208H241ZM83 207V206H82ZM130 208H131V206H129ZM158 207V206H157ZM192 207V206H191ZM207 207V206H206ZM219 207H220V205H219ZM222 207H223V205H222ZM234 207V206H233ZM73 208H74V205H73ZM140 208V207H139ZM143 208V207H142ZM182 208H185V207H182ZM213 208V207H212ZM232 208V207H231ZM230 208V209H231ZM60 209V208H59ZM68 209V208H67ZM75 209V208H74ZM129 208L127 207V210H128ZM135 208H133V210H134ZM165 209V208H164ZM178 209V208H177ZM186 209V208H185ZM188 209H190V208H188ZM218 207H216L215 206V208H214V210L212 211V212H209L208 214H207V216L204 218V220L206 221V223H210V225H212V227H213V229L216 227L217 229L218 228H223L224 226L222 225V224H219L220 223V219L221 218H218V216H217V214H215V212H218ZM221 209H223V208H221ZM71 210V209H70ZM75 210H77V209H75ZM181 210V209H180ZM1 211V210H0ZM62 211V210H61ZM163 211V210H162ZM173 211H176V209H174ZM224 211V210H223ZM59 212V211H58ZM129 212H131V211H129ZM166 212V211H165ZM190 212V210H188V212H187V214ZM208 212V211H207ZM241 211H239V213H240ZM62 213V212H61ZM86 213V212H85ZM157 213V212H156ZM173 214H174V212H172ZM184 212H183V210H182V213L181 214H183ZM196 213H197V211H196ZM80 214H81V211H80ZM122 215L124 214V212L123 213H121ZM126 214V213H125ZM135 214V213H134ZM180 214V215H181ZM189 214H191V212L189 213ZM192 214H194V212L192 213ZM191 214V215H192ZM241 214V213H240ZM22 215H24V213H22ZM63 215V214H62ZM113 215V214H112ZM129 215V214H128ZM128 215H126V216H128ZM138 215V214H137ZM178 215V214H177ZM230 215V214H229ZM9 216H11L10 214H9ZM64 216H66V215H64ZM72 216V215H71ZM166 216V215H165ZM171 216H172V214H171ZM174 216H176V213L174 214ZM196 216H197V214H196ZM244 216V215H243ZM20 217L21 216H18V221L20 220ZM67 217V216H66ZM129 217V216H128ZM136 217V216H135ZM138 217V216H137ZM141 217V216H140ZM152 217H153V215H152ZM169 217V216H168ZM168 217H166V218H168ZM184 217V216H183ZM187 217V216H186ZM226 217V216H225ZM229 217V216H228ZM237 217V216H236ZM3 218V217H2ZM23 217H21V219H22ZM69 218V217H68ZM81 218V217H80ZM102 218H103V216H102ZM113 218V217H112ZM122 218V217H121ZM120 218V219H121ZM124 218V220H123V222L124 221H126L125 219V217H123ZM130 218V217H129ZM150 218V217H149ZM164 218V217H163ZM174 218V217H173ZM177 217H175V219H176ZM191 218V217H190ZM189 218V219H190ZM197 218H199V217H197ZM197 218H195V219H197ZM233 218V217H232ZM235 218V217H234ZM25 219V218H24ZM31 219V218H30ZM42 219V218H41ZM148 219V218H147ZM178 219V218H177ZM192 219V218H191ZM229 219V218H228ZM10 220V219H9ZM75 220V219H74ZM86 220H89V219H87L86 218ZM122 220H121V223H122ZM130 220V219H129ZM128 220V221H129ZM137 220V222H138V218L136 219ZM150 219H148L147 221H149ZM154 220V219H153ZM170 220H171V218H170ZM180 220V219H179ZM185 220H187L186 218H185ZM199 220H200V218H199ZM203 220V219H202ZM203 220V221H204ZM226 220V219H225ZM238 220V219H237ZM257 220V219H256ZM0 221H1V218H0ZM7 221V220H6ZM22 221V220H21ZM26 221V220H25ZM29 221V220H28ZM31 221V220H30ZM33 221V220H32ZM31 221V222H32ZM38 221V220H37ZM100 221V220H99ZM131 221V220H130ZM134 221V220H133ZM168 221V220H167ZM175 221V220H174ZM181 221V220H180ZM180 221H178V222H180ZM191 221V220H190ZM189 221V222H190ZM14 222V221H13ZM36 222V221H35ZM53 222V221H52ZM111 222H113V220L111 221ZM110 222V223H111ZM117 222V221H116ZM164 222V221H163ZM177 222V221H176ZM176 222H175V225H176ZM177 222V223H178ZM182 223H183V221H181ZM255 222V221H254ZM25 223V222H24ZM34 223V222H33ZM87 223V222H86ZM136 223V221H134V223L133 224H135ZM156 223V222H155ZM165 223V222H164ZM174 223V222H173ZM172 223V221H171V223H170V225L171 224H173ZM187 224H188V221L186 222ZM186 223H184V225L185 226H187L186 225ZM200 223V222H199ZM243 223V222H242ZM1 224V223H0ZM19 224V223H18ZM26 224V223H25ZM166 224V223H165ZM181 224V223H180ZM180 224L178 223V226H180ZM2 225V224H1ZM4 225V224H3ZM34 225V224H33ZM38 225H40V224H38ZM71 225V224H70ZM74 225V224H73ZM92 225V224H91ZM136 225H137V223H136ZM149 225V224H148ZM151 225V224H150ZM160 225H162V224H160ZM160 225H157V226H159V228H160ZM183 225V224H182ZM201 225V224H200ZM249 225V224H248ZM252 225V224H251ZM32 226V225H31ZM111 226V225H110ZM177 225L175 226L176 228H179V229H181V230H184V229H182V227L180 228V227H178ZM184 226V227H185ZM202 226V225H201ZM205 226H207L206 224H205ZM243 226V225H242ZM48 227V226H47ZM46 227V228H47ZM137 227V226H136ZM136 227H134V228H136ZM169 227V226H168ZM188 227V226H187ZM194 227V226H193ZM193 227H191L192 229L190 230L189 228H187V229H189L188 231H191V232H193L192 230L194 229ZM199 227V226H198ZM27 228V227H26ZM31 227H29V229H30ZM149 228H150V226H149ZM158 228V227H157ZM159 228H158V230L156 231L157 232V234L158 235H155L156 236V238L157 237H159V233H160V231H159ZM172 228V227H171ZM174 228V227H173ZM250 228V227H249ZM33 229H34V226H33ZM32 229V230H33ZM52 229V228H51ZM68 229V228H67ZM71 229V228H70ZM73 229V228H72ZM71 229V230H72ZM75 229H78V228H76L75 227ZM74 229V230H75ZM116 229V228H115ZM115 229L113 230V229H111V231H114L115 232ZM155 230H156V228H154ZM166 229H167V227H166ZM199 229V228H198ZM202 229H203V227H202ZM225 229V228H224ZM31 230V231H32ZM79 230V229H78ZM99 230V229H98ZM124 230V229H123ZM142 230V229H141ZM172 230V229H171ZM176 230V229H175ZM51 231V230H50ZM52 231H54V230H52ZM61 231V230H60ZM66 231H68V230H66ZM77 231V230H76ZM108 231H109V229H108ZM152 231H153V227H152ZM186 231V230H185ZM24 232H27V231H24ZM44 232H46V231H44ZM56 232H58L57 230H56ZM62 232V231H61ZM61 232H59V233H61ZM126 232V231H125ZM167 232V231H166ZM187 232V231H186ZM194 232H196L197 233V231H195V229H194ZM212 232V231H211ZM28 233V232H27ZM31 233V232H30ZM52 233H54V232H52ZM183 233H184V231H183ZM200 233V232H199ZM220 233V232H219ZM225 233V232H224ZM223 233V234H224ZM251 233V232H250ZM255 233V232H254ZM29 234V233H28ZM37 234H39L38 232H37ZM36 234V235H37ZM63 234H65V232L63 233ZM62 233L60 234V235H63ZM68 234V233H67ZM117 234V233H116ZM115 234V235H116ZM131 234V233H130ZM133 234V233H132ZM161 234V233H160ZM168 234V233H167ZM174 234V233H173ZM172 234V235H173ZM181 234V233H180ZM193 234V233H192ZM207 234V233H206ZM205 234V235H206ZM230 234V233H229ZM35 235V236H36ZM41 235H42V233H40V235H38L39 237H41ZM54 235H56V234H54ZM58 235V234H57ZM115 235H114V237H115ZM166 235V234H165ZM179 234H177V236H178ZM198 235V234H197ZM221 235V234H220ZM231 235H232V233H231ZM31 236V235H30ZM29 236V237H30ZM35 236H34V238H35ZM44 236V235H43ZM73 236V235H72ZM88 236V235H87ZM86 236V237H87ZM154 236V237H155ZM160 236H162V235H160ZM164 236V235H163ZM173 236H175V235H173ZM192 236V235H191ZM213 236V235H212ZM215 236V235H214ZM213 236V238H215ZM228 236V235H227ZM255 236V235H254ZM57 237L59 238V236H56L55 238L57 239ZM68 237V236H67ZM73 237H75V236H73ZM127 237V236H126ZM165 237V236H164ZM178 237H181L180 235L178 236ZM28 238V237H27ZM33 238V237H32ZM93 238H96L97 239V236L96 235H94L93 236ZM147 238V237H146ZM145 238V239H146ZM156 238H154L155 240H156ZM196 238V237H195ZM212 238V239H213ZM256 238V237H255ZM42 239V237L39 239V240H41ZM54 239V238H53ZM52 238L50 239L51 241L53 240ZM73 239V238H72ZM72 239H71V242H72ZM153 239V242H152V245L154 244V243H156V242H154L155 240ZM163 238H160V239H158V241L161 243V241H163L162 240ZM172 239V238H171ZM170 239V242H172V240ZM209 239V238H208ZM27 240V239H26ZM68 240H70V238L68 239ZM75 240V239H74ZM87 241H88V243H89V248H91L92 247V238H88L87 237V239H86ZM149 240V239H148ZM161 240V241H160ZM173 240H174V238H173ZM209 240H211V238L209 239ZM216 240V239H215ZM43 241V240H42ZM45 241V240H44ZM54 241V240H53ZM60 241V240H59ZM58 241V243L57 242H54V243H56V244H60L61 242H59ZM115 242H117L116 240H114ZM145 241V240H144ZM152 241V240H151ZM188 241H189V239H188ZM193 241V240H192ZM31 243H33L32 242V240L30 241ZM35 242H36V240H35ZM35 242L33 243V244H35ZM68 242V241H67ZM73 242H75V241H73ZM122 242H123V240H122ZM121 242V243H122ZM47 243H49V242H47ZM76 243H77V241H76ZM83 243V242H82ZM134 243H135V241L133 240L132 242H130L129 244H130V247H129V249H131L133 246H134ZM212 243V242H211ZM234 243V242H233ZM239 243H240V241H239ZM251 243V242H250ZM252 243H254V242H252ZM251 243V244H252ZM111 245H112V243H110ZM114 244V243H113ZM117 244H119V239H118V242H117ZM149 244H151L150 242L148 243V244H142V245H149ZM196 244H197V242H196ZM53 245H55V244H53ZM116 245V244H115ZM122 246V248H119V256L121 257V259L124 261V263H129V262H132L131 260H129L128 259V257H126V256H124V255H121L120 254V252L121 251H123V250H125V248H126V246H127V244H125V243H123V244H121ZM140 245H141V243H140ZM139 244L136 246L137 247V249H138V247L140 246ZM151 245V246H152ZM157 245H159V244H157ZM173 245V244H172ZM241 245V244H240ZM35 246V245H34ZM79 246V245H78ZM210 245H208V247H209ZM244 245L242 244V247H243ZM248 246V245H247ZM50 247V246H49ZM105 247V246H104ZM136 247H134V248H136ZM155 247H156V244H155ZM196 247V246H195ZM235 247V246H234ZM233 247V248H234ZM237 247V246H236ZM239 247V246H238ZM63 248V247H62ZM70 248V247H69ZM81 248H83V247H81ZM93 248H94V246H93ZM96 248V247H95ZM141 248V247H140ZM144 247H142L141 249H143ZM152 248H154V245L152 246ZM157 248H158V246H157ZM225 248V247H224ZM240 248H241V246H240ZM59 249H61L60 248V246H59ZM79 249V248H78ZM235 249V248H234ZM234 249L232 250V251H234ZM51 250V249H50ZM57 250V249H56ZM62 250V252L64 251L63 249H61ZM61 250H59V251H61ZM87 250H89V249H87L86 248V251ZM96 250H97V248H96ZM96 250H95V252H96ZM102 250V249H101ZM100 250V251H101ZM149 251H151L150 249H148ZM147 250V251H148ZM157 249H155V251H156ZM236 250V249H235ZM245 250V249H244ZM13 252H15L14 250H12ZM73 251H75V249L73 250ZM77 252H75V253H77L78 254V252L80 251H78V250H76ZM85 251V252H86ZM146 251V250H145ZM158 251V250H157ZM224 251V250H223ZM237 251H239V248H238V250ZM236 251V252H237ZM241 251V250H240ZM256 251H257V249H256ZM51 252H53V251H51ZM57 252V251H56ZM66 252H68V251H66ZM66 252H64V253H66ZM89 252H90V250H89ZM137 252V251H136ZM144 252V251H143ZM142 252V255L141 256H143L144 254H145V256L144 257H146V254H148L147 252H145V253H143ZM152 252V251H151ZM151 252H149L150 254H152ZM154 252V251H153ZM221 252V251H220ZM242 252V251H241ZM63 253V254H64ZM81 253H83L82 252V250H81ZM88 255V257H89V254L90 253H88V251L86 252ZM138 255H140L141 253L139 252V250H138ZM155 253V252H154ZM153 253V254H154ZM217 253L219 254V252L217 251ZM239 253V252H238ZM237 253V254H238ZM245 253V252H244ZM253 253H255L254 251H253ZM257 254H258V252H256ZM255 253V254H256ZM60 254V253H59ZM59 254H57V256L59 255ZM60 255L61 257H63V260H64V256L65 255ZM69 254H70V256L72 255L70 252H69ZM68 253H67V255H69ZM74 254V253H73ZM84 254V253H83ZM117 254V253H116ZM173 254V253H172ZM175 254V253H174ZM222 254H224L223 252H222ZM226 254V253H225ZM236 254V255H237ZM240 254V253H239ZM238 254V255H239ZM80 255V254H79ZM79 255H77V256H79ZM56 255H55V257H57ZM77 256H75V257H77ZM92 256H93V254H92ZM91 256V257H92ZM118 256V255H117ZM172 256V255H171ZM74 257V256H73ZM74 257V258H75ZM102 257V256H101ZM160 257V256H159ZM175 257V256H174ZM223 256H221V258H222ZM60 258V257H59ZM107 258H111L110 257V255H109V257H107ZM177 258V257H176ZM211 258V257H210ZM53 259V258H52ZM57 259H58V257H57ZM66 259V258H65ZM68 259V258H67ZM70 259V258H69ZM87 259V258H86ZM92 259H94V258H92ZM106 259V258H105ZM138 259V258H137ZM136 259V260H137ZM145 260H146V258H144ZM171 259V258H170ZM170 259H168V260H170ZM54 260H55V258H54ZM54 260H52V261H54ZM59 260H62V258L61 259H59ZM76 260V259H75ZM74 260V261H75ZM81 260V259H80ZM79 260V261H80ZM91 260V259H90ZM95 260V259H94ZM135 260V261H136ZM139 260V259H138ZM137 260V261H138ZM152 260V259H151ZM172 260V259H171ZM174 260V259H173ZM184 260H186V259H184ZM223 260H224V258H223ZM51 261V260H50ZM141 261V260H140ZM189 261V260H188ZM225 261V260H224ZM49 262V261H48ZM56 262H57V260H56ZM64 262V261H63ZM66 262V261H65ZM69 262V263H68ZM72 262V261H71ZM76 262V261H75ZM74 262V263H75ZM83 262H85L86 263V261H83ZM226 262V261H225ZM70 264V261H67L65 264ZM77 263V262H76ZM96 263V262H95ZM107 263V262H106ZM138 263H140V262H136V264H138ZM143 263H144V261H143ZM153 263V262H152ZM169 263V262H168ZM173 263V262H172ZM187 263V262H186ZM57 264V263H56ZM72 264H73V262H72ZM77 264H79V262L77 263ZM83 264V263H82ZM98 264V263H97ZM102 264V263H101ZM111 264V263H110ZM216 264V263H215ZM217 264H220V263H218V261H217ZM223 264V263H222Z\"/></svg>",
  "mask_w": 264,
  "mask_h": 264
}]
</instances>
